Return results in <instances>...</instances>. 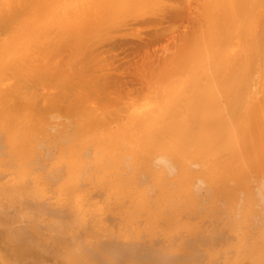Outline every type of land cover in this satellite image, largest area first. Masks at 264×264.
I'll list each match as a JSON object with an SVG mask.
<instances>
[{"label": "bare ground", "instance_id": "obj_1", "mask_svg": "<svg viewBox=\"0 0 264 264\" xmlns=\"http://www.w3.org/2000/svg\"><path fill=\"white\" fill-rule=\"evenodd\" d=\"M17 1V3H15ZM168 1H170V0H0V31H1V34L0 35H2L3 34V36H4V33H3V31L5 32V31H14L15 32V35H14V37L13 38H11L10 39V41L9 42H5L3 45H1V43H0V45H1V47H2V50H4L3 52H2V56L0 57V67H3L4 65H6L7 64V58L9 57V56H11V54L12 53H16V52H20V51H27V45H29L30 44V42H29V40L31 41V39H33V37L36 35V33L38 32V30H40V26H43V25H46V23L47 24H50V21H51V18L53 19L54 17L55 18H57L56 16L58 15L57 13V15H55L54 16V12L56 11V12H58V13H61L62 14V17H61V19H59L58 21H56V22H58L59 23V25H60V28H58V29H60V30H58L59 31V33H62V35H61V37H59V41L58 42H61L62 44H65V42H64V39H62V36H63V38H65V37H67V41H66V39H65V41H66V44L68 43V41L70 42V45L72 44V48H73V50L75 51V52H81V54L82 55H85V53L83 52L82 53V51H86V56L87 57H85V56H83L84 57V59L83 60H87V58H88V55L91 53V54H93L94 52H91V51H95V47L96 46H100V42L101 41H109V39H105V38H108V37H105V38H102V39H99V37L100 36H103L102 35V33H104V34H107V32H108V35H109V33L113 30V31H116V30H118V28L120 27V26H127V25H131V22L135 19L136 20V18L137 17H139V19H140V16H142V15H144V14H151V13H155L156 11L158 12V11H161V10H166V9H168V6H169V3H168ZM172 1H174V0H172ZM176 1V0H175ZM180 1H184V0H180ZM66 2H70V3H75V4H77V5H79V7L77 8V9H74V10H72L70 13H68V14H65V12L63 11V9H58V8H56V7H54L55 5H59V4H63V3H66ZM177 2H178V0H177ZM189 2V1H188ZM193 2V1H192ZM173 3V2H172ZM190 3V2H189ZM203 3V2H202ZM175 4V3H174ZM173 4V5H174ZM178 4V3H177ZM195 4V3H194ZM203 4H205V6H204V20L202 21V23L204 24V22H205V24H204V27H203V30L201 31V28H199V34H194L193 35V38H192V40H191V43H190V45H187V47L183 50V57L182 56H180V54H182V53H180L181 52V49H180V52H179V49H177L178 50V52H179V54H177V56H178V58H181L182 57V59L184 60V63L183 64H181L180 63V60L182 61V59H178L177 57H176V61H177V59L179 60V62L178 63H180V67L179 68H182L183 70V72H185V74H186V77H185V79L183 80V79H177V80H174V81H171V82H168L167 83V90L165 91V97H166V99L163 101V105H159V104H161V103H159L158 104V101L159 100H157V103L156 104H158V106H155V107H151V108H143L142 110H140L138 113H133L132 112V114H130V113H127L128 115L130 114V117H128V118H130L129 120H131L132 121V125L130 124V122H128L126 119H125V122H126V124H127V122H128V124H130V125H128V126H126V124H124V125H122L121 127H120V125H119V130H114V132L115 133H113V129H111V131L112 132H110L109 130V128L108 127H110L111 125L109 124V122H107V121H105V122H107L106 123V125L108 126V127H106L104 124H105V122H103L104 120H110V118L112 117L111 115H114V117H115V115L117 116L120 112H121V109H120V112L118 111L117 113H115V114H111L110 116L108 115L107 116V114L105 115V118H106V116L107 117H110L109 119L108 118H106V119H104V117H103V115L101 114V112H99L100 114H98V115H101L102 117H100V116H96V107H94L95 105H93V104H89L88 102L90 101L89 99H88V101H86L87 99L86 98H91V95L92 96H94L95 95V93H104L103 92V89H105V88H107V86H106V84L108 83V84H111V82H113L112 80L114 79L112 76H110V75H108V74H110L111 72H113V71H110V69H109V71H107V72H109V73H105V75H104V73L103 74H97V73H95V72H97V70H99L100 71V69L101 68H99V69H97L96 70V65L94 66V64L96 63L95 62V60H100L101 59V57L103 56L102 54H101V56H100V58H89L88 59V61H86V63L88 62V64H90V65H88V64H85L84 62H82V60L81 59H79L78 60V62H80V63H82L81 64V67H82V65H83V68H81L80 66V68L83 70L84 69V71L82 72L84 75H85V73L84 72H88V71H90V72H88L89 73V76H90V79H88V75L87 76H84L85 78H87L86 79V81L87 82H85V78L84 77H80V78H83L84 79V83L81 81V79L79 78L78 80H76L75 78V80L76 81H79V82H82V83H79V82H76V81H74V79L72 80V78H73V76H75V77H78V75H80L79 73L80 72H77V70H74V72H73V70H72V72L71 71H68V70H66L65 68H61L62 69V71H60L61 69L60 68H58L57 67V70L55 69V70H53V72L51 71L52 69H50V67H49V69H50V71L49 70H46L47 68H43L42 66L41 67H35V68H32V69H28V73H22V71L24 72V70H22V71H20V68H22L21 66H20V68H18V72H21L19 75H18V79L17 80H19L20 79V81H22L21 83H23L24 81V83H25V85H27V86H29L30 85V87L28 88V89H30L31 88V84H32V88L34 87L35 88V86H33V84H35L36 85V87H37V90H39V88L41 89V86L39 85V84H41V85H44L45 83H46V81L49 83V81H50V83H52L51 85H53V83L54 82H52L53 81V77L55 76V80H56V78L58 79V80H61V83L63 84V86L62 85H59L58 87H63L64 88V90L62 89L61 90V93H60V96L59 95H57L59 92H60V90H59V92L57 91L59 88L58 87H55V88H58V89H55L57 92H55V94L57 95L56 97L58 98V97H60L61 98V100H60V98H58V99H55L56 97H54L53 96V94H50V95H52L54 98H53V100L54 101H56V102H54L53 100H52V97L50 96L49 97V99H47V101H49V103H48V106H49V104L51 103V100L54 102H52L51 104H54V105H50V107H52L51 109H49L50 107H48L47 106V104H46V109L43 111L41 108L45 105H42V107H40L39 106V108L41 109V110H39V108L38 107H36V110H38V111H34L35 113L34 114H37V113H40L41 114V112H43L41 115H43L44 117H42V120H48V119H50V118H52V117H59V114H61V118H62V116H63V118H71L70 120H72L73 118L75 119V120H77L78 118H79V121L81 120L82 122H83V124H84V126H85V128H87V129H84L85 130V132L86 131H89L90 132V134H91V131L90 130H93L94 129V126L95 125H93V123H96V125L98 124V122H99V125H101V127L102 128H105V130H107V134H105L104 132H102V135H103V137L102 138H95V137H97V136H95V135H92L93 137L92 138H95V139H93L92 140V138H88V140H89V144L90 145H93V152H94V148L96 149H99L100 148V152H101V154H99L96 150V152L99 154V155H94V156H96L95 158V171H94V173L96 172L97 174H98V176L99 177H97L96 176V178H99V183H100V181L102 182L101 184H102V186H104L103 184H105L107 187L109 186V192L110 193H112V195L115 197V199L117 200L118 199V194H119V189L117 190V188H118V186H119V180H121V179H119V177H118V172H120V171H118L119 170V168H121V167H119V165L120 164H122V162H121V160H122V158H123V155L124 154H129L131 157V159H132V163L133 164H144V166L145 167H147V163H150V161H151V159L152 158H154V160L153 161H156L157 160V162L159 161L160 163H162L161 165H165L166 163L168 164V163H170L171 165H172V163L171 162H174V164L176 163L177 165H178V173H180V176L177 174L176 176H179V177H181V179L178 177V181H179V179H180V181L179 182H177V180H176V182H177V188H178V190H176V191H178V192H174L175 190H172L174 193H179L178 194V196L179 195H181L182 197H183V200H184V202H191V200L190 199H192V198H189L190 196H189V194L188 193H190V192H188V191H190V190H188L189 189V183H191L192 184V182H190L191 181V177H190V180L188 179L189 178V176H190V171H187L186 170V167H188L189 168V166H186V163L184 162V160H186V159H190V160H196V162H192V164H194V166L197 164L198 165V163H201L203 166V168L204 167H206V169H205V171L203 172L201 169H200V166H199V168L198 169H200L201 171H199V170H196V171H193V172H191V174H196L197 173V171H199V172H202L203 174H201V178H202V175L204 176V175H206V176H208L207 178H209L210 179V181H212V183L214 182V185L212 186V188L215 186V184L217 185H219V182L221 183V181H222V183H223V181H224V183L226 182L227 184H228V182L229 183H231V185H230V187H229V185H227L228 187H226L227 189H231L232 190V188H234V187H238L239 186V188H240V182L242 181L243 182V180L245 179V181H246V179L247 180H249V178H251L252 180H251V185L253 184V188H254V186H256L255 187V189H258V190H256L255 192H257L256 194L258 195V200L260 199V197L262 198V199H264L263 198V196H264V0H204V3ZM172 5V4H171ZM186 5V4H185ZM193 5V4H192ZM202 5V4H201ZM175 6H176V4H175ZM178 6H180V5H178ZM189 6V5H188ZM190 6H191V4H190ZM200 6V5H199ZM170 7V6H169ZM197 7V6H196ZM202 7V6H201ZM166 8V9H165ZM172 8H174V7H171V9ZM184 8H185V6H184ZM186 8H187V6H186ZM186 8L184 9L185 11H186ZM200 8V7H199ZM171 9H170V11H171ZM175 9V8H174ZM177 9V8H176ZM189 9V8H188ZM187 9V12H190L189 10ZM194 9H196V8H194ZM183 9H182V11H184ZM193 10V9H192ZM200 10V9H199ZM198 10V11H199ZM201 10H203L202 8H201ZM168 11H169V9H168ZM167 11V13H169V14H171L172 13V11H174L173 9H172V11H171V13L170 12H168ZM156 12V13H157ZM193 12V11H192ZM163 13V12H162ZM165 13V12H164ZM167 13H165L164 14V17L166 16V15H168L169 17H170V15L169 14H167ZM173 13H175V12H173ZM171 14V15H174V14ZM179 13H182L181 11L180 12H178V13H176L175 14V16L176 15H178ZM184 13V12H183ZM195 13V12H194ZM198 13H200V12H198ZM158 14V13H157ZM186 14V13H185ZM185 14H184V16H185ZM156 15V14H155ZM193 15V14H192ZM192 15H190V16H192ZM200 15H201V13H200ZM200 15H198L199 17H200ZM54 16V17H53ZM150 16V17H149ZM148 17L151 19L152 17H154V16H152L151 17V15H149ZM167 16V17H168ZM174 16V17H175ZM181 16V18H182V16H183V14H181L180 15ZM184 16H183V18H184ZM189 16V17H190ZM166 17V18H167ZM168 17V19H171V18H169ZM177 17V16H176ZM186 17V16H185ZM193 17H195V16H193ZM142 18V17H141ZM147 17H145V19H146ZM159 18H162V17H159ZM159 18L158 17H156L155 18V20L156 19H158L159 20ZM166 18L164 19L163 18V20L162 21H164V20H166ZM172 18H173V16H172ZM179 18V17H178ZM177 18V19H178ZM186 18H188V17H186ZM197 18V17H196ZM142 19H144V18H142ZM192 19V18H191ZM54 20V19H53ZM132 20V21H131ZM141 20V19H140ZM173 20H174V18H173ZM173 20H171V21H173ZM180 19H178V20H176V21H174V23H176L177 21H179ZM185 20H187V19H185ZM189 20V19H188ZM188 20L186 21V22H188ZM37 21L39 22V23H37ZM128 21H130V22H128ZM143 21V20H142ZM141 21V22H142ZM149 21V20H148ZM152 23L154 22V20L152 21V20H150ZM162 21L161 22H158V23H162ZM170 21V20H169ZM169 21H164V22H169ZM193 21H194V19H193ZM134 22V21H133ZM132 22V23H133ZM136 22V21H135ZM144 22H145V20H144ZM144 22L142 23V24H144ZM147 22V21H146ZM163 22V23H164ZM183 22V21H182ZM186 22H184L185 24H186ZM150 23V22H149ZM148 23V24H149ZM155 23V22H154ZM170 23V22H169ZM173 23V22H172ZM181 23V22H180ZM179 23V24H180ZM191 23V22H190ZM189 23V24H190ZM197 23H198V21H197ZM200 23V22H199ZM54 24V23H53ZM134 24V23H133ZM196 24V23H195ZM135 25H138V24H135ZM135 25H133V26H135ZM171 25L172 24H170V25H168V26H166V25H162V27L163 26H165V27H171ZM194 25V24H193ZM199 25H201V24H199ZM198 25V26H199ZM48 26V25H47ZM114 26H118L117 28L116 27H114ZM157 26V25H156ZM177 26H178V24H177ZM182 26V25H181ZM183 26H185L184 24H183ZM188 26V25H187ZM187 26H186V28H187ZM190 26V25H189ZM112 27H114V28H112ZM131 26H129L128 28H130ZM161 27V26H160ZM190 27H192V26H190ZM41 28H43V27H41ZM110 28H111V30H110ZM125 28V30H126V27H124ZM134 28H136V27H134ZM133 28V29H134ZM139 28V27H138ZM157 28V27H156ZM155 28V29H156ZM178 29H179V26L177 27ZM176 28V29H177ZM50 29V28H49ZM167 29V28H166ZM165 29V30H166ZM175 28H173L172 30H174ZM175 29V30H176ZM183 29V28H182ZM181 29V30H182ZM53 30V29H52ZM110 30V31H109ZM123 30V29H122ZM148 30V29H147ZM160 30V29H159ZM164 30V29H163ZM171 30V31H172ZM191 30V29H190ZM42 31V30H41ZM57 31V32H58ZM119 31H121V30H119ZM131 31H132V29H131ZM138 31V30H137ZM139 31H142L141 29L139 30ZM170 31V30H169ZM169 31H166V32H168L169 33ZM179 31V30H178ZM178 31H177V37L175 38V39H177L178 37H180V36H178L179 34H178ZM183 31H185V30H183ZM187 31V30H186ZM189 31V30H188ZM48 32V31H47ZM50 32H52V31H50ZM157 32V31H156ZM158 32H160V31H158ZM157 32V33H158ZM181 32V31H180ZM195 32V31H194ZM41 33H43L44 34V32H41ZM113 33H115V32H113ZM125 33V32H124ZM132 33H134V34H137L136 32H131V34ZM141 33V32H140ZM151 33V32H150ZM149 33V34H150ZM157 33H155L154 32V34H156V36L158 35ZM162 33H165V31H162ZM183 34H184V32H182ZM6 34V33H5ZM43 34H42V36H43ZM65 34H68L69 36H67V35H65ZM97 34V35H96ZM120 34V33H119ZM134 34H132V35H134ZM176 34V33H175ZM174 33L172 34V35H175ZM181 34V33H180ZM47 35V34H46ZM45 35V36H46ZM52 35H53V33H52ZM51 35V36H52ZM59 35V36H60ZM64 35H65V37H64ZM99 35V36H98ZM128 35V34H127ZM138 35V34H137ZM136 35V36H137ZM152 35V34H151ZM9 35H7V37H8ZM48 36V35H47ZM49 36H50V34H49ZM57 36H58V34H57ZM98 36V38L97 39H95L96 37ZM113 36V35H112ZM117 37H118V34L116 35ZM123 36H126V35H122L121 34V36H119V37H123ZM135 36V35H134ZM135 36V37H136ZM153 36V35H152ZM151 36V37H152ZM183 36V35H182ZM6 37V38H7ZM36 37V36H35ZM72 37V38H71ZM104 37V36H103ZM129 37V36H128ZM137 37H139V36H137ZM154 37V36H153ZM174 37V36H173ZM3 38V37H2ZM44 38V37H43ZM42 38V39H43ZM58 38V37H57ZM62 40H61V39ZM72 39L73 41H71V40H69V39ZM114 38V37H113ZM157 38V37H156ZM41 39V38H40ZM48 39V38H47ZM52 39H54L53 37H52ZM95 39V41L96 40H100V42L99 43H97V45H94L95 47H88L89 49H90V51H88L89 49L87 48V46H90L91 44H89V43H92V45L91 46H93V40ZM110 39H112V38H110ZM184 39H185V37H184ZM183 39V40H184ZM188 39H189V37H188ZM36 40V39H35ZM39 40V39H38ZM45 40H46V38H45ZM49 40V39H48ZM122 40V39H121ZM129 40V39H128ZM150 40V39H149ZM8 41V40H7ZM55 41V40H54ZM63 41V42H62ZM90 41H92V42H90ZM52 42V41H51ZM57 42V43H58ZM119 42H120V40H119ZM119 42L117 43V44H119ZM125 42V41H124ZM129 42V41H128ZM175 42H176V40H175ZM180 41H178V43H179ZM185 42V41H184ZM29 43V44H28ZM32 43V42H31ZM38 44V42H35V44ZM54 43V45H55V42H53ZM126 43V42H125ZM124 43V44H125ZM186 43V42H185ZM39 44H40V46L41 45H43V44H41V41L39 42ZM50 44H52V43H50ZM58 44H60V43H58ZM57 44V45H58ZM86 44H89V45H86ZM105 44V43H104ZM148 44V43H147ZM53 45V46H54ZM57 45H55V46H57ZM116 45V44H115ZM177 45H179V44H177ZM31 46V45H30ZM33 46V45H32ZM108 46V45H107ZM110 47L112 46V44L111 45H109ZM120 46V45H119ZM141 46V45H140ZM232 46H238L237 47V49H234V52H231V47ZM39 47V46H38ZM101 47V46H100ZM106 47V46H105ZM105 47H101V48H99V49H101L100 51H103L104 52V50H102V48L104 49ZM109 47V48H110ZM138 47V46H137ZM142 47V46H141ZM180 47V46H179ZM178 47V48H179ZM183 47V46H182ZM42 48H43V46H42ZM88 49V50H85V49ZM117 48V47H116ZM177 48V46L174 48V50ZM45 49V48H44ZM61 49V48H60ZM60 49L58 48V50L60 51ZM98 49V50H99ZM167 49V48H166ZM40 50H41V48H40ZM51 50V49H50ZM82 50V51H81ZM105 50H106V48H105ZM177 50H176V52H174L173 51V53H177ZM115 51V50H114ZM42 52V51H41ZM67 52H69V51H67ZM87 52H89V53H87ZM97 52V51H96ZM106 52V51H105ZM104 52V54H106ZM112 52V51H111ZM50 53V52H49ZM99 53V54H98ZM96 55L99 57V55H100V52H98ZM167 53V52H166ZM171 53V52H170ZM71 54H72V56H73V53L71 52ZM175 54H173V55H175ZM47 55H48V53H47ZM50 55H52V54H50ZM57 55V54H56ZM56 55H54V56H56ZM59 55V54H58ZM57 55V56H58ZM69 55H70V53H69ZM68 55V56H69ZM107 55V54H106ZM114 55H116V53H114ZM172 54H171V56H173ZM45 56V55H44ZM56 56V57H57ZM71 55L66 59V64L65 65H69L70 63L68 62L70 59V57H72ZM91 55H89V57H90ZM95 56V54L93 55V57ZM105 56V55H104ZM169 56V55H168ZM171 56H169V58H171ZM37 57V56H36ZM38 57H39V55H38ZM43 57V56H42ZM50 57V56H49ZM92 57V56H91ZM96 57V56H95ZM109 56L107 55V58H108ZM111 57H112V55H111ZM165 57V56H164ZM53 58V57H52ZM64 58V57H63ZM86 58V59H85ZM104 58V57H103ZM113 58V57H112ZM163 58V57H162ZM161 58V59H162ZM173 58H175V57H173ZM36 59H38V58H36ZM35 59V60H36ZM48 58H46L45 59V61L47 60ZM61 59V58H60ZM72 59H74V58H72ZM71 59V60H72ZM76 59V58H75ZM164 59L165 58H163V60L162 61H164ZM12 60V59H11ZM11 60H9V61H11ZM15 60H16V58H15ZM32 60H33V58H32ZM62 60H64V59H62ZM90 60H91V62H90ZM108 61H109V59H107ZM149 60V59H148ZM158 60H160V58L158 59ZM172 60V59H171ZM30 61V60H29ZM37 62H38V60H36ZM54 61V60H53ZM92 61H94V62H92ZM102 61H104V60H100V62H102ZM108 61H107V63H108ZM146 61V60H145ZM150 61V60H149ZM157 61V60H156ZM170 61V60H169ZM13 61H11V62H8V64H11L10 65V67L12 66V64H13V66H15L14 65V63H12ZM47 62V61H46ZM61 62V61H60ZM106 62V61H105ZM153 62V61H152ZM159 62H161V61H159ZM166 62V61H165ZM176 62V63H177ZM68 63V64H67ZM107 63H102V64H107ZM109 63H110V61H109ZM113 64H114V62H112ZM143 63V62H142ZM141 63V64H142ZM147 63H149V62H147ZM24 64V63H23ZM39 64V63H38ZM37 64V65H38ZM43 64V63H42ZM47 64V63H46ZM49 64V63H48ZM53 64H55V63H53ZM56 64H58V63H56ZM60 64V63H59ZM73 64L77 67V65H79V64H77V60L75 61V62H73V63H71L70 65L73 67ZM97 64V63H96ZM160 64V63H159ZM170 64V63H169ZM17 65V64H16ZM19 65V64H18ZM34 65V64H33ZM37 65H34V66H37ZM43 65H45V64H43ZM50 65V64H49ZM64 65V67H66ZM108 65V64H107ZM150 65V64H149ZM178 65V64H177ZM32 66V65H31ZM58 66V65H57ZM60 66V65H59ZM87 66H90V67H94V70L92 69V68H90V67H87ZM111 66H113V68H114V65H112V64H110V67ZM142 66H144V64H142ZM141 66V67H142ZM151 66V65H150ZM167 66V65H166ZM54 67V66H53ZM52 67V68H53ZM100 67V66H99ZM102 67V66H101ZM105 67H106V65H105ZM108 67H109V65H108ZM109 67V68H110ZM139 67H140V65H139ZM159 67V66H158ZM161 67H162V65H161ZM161 67H159V68H161ZM176 67H178V66H176ZM26 68H28V66L26 67ZM68 68V67H67ZM70 68V67H69ZM79 68V71H81V69ZM107 68V67H106ZM136 68V67H135ZM156 68V67H155ZM159 68H156L157 70H156V72L158 71V69ZM171 68V67H170ZM172 68H174V67H172ZM8 69V68H7ZM23 69H24V67H23ZM60 69V70H59ZM87 71H86V70ZM91 69V70H90ZM104 68H102V70H103ZM138 69H140V68H138ZM151 69H152V67H151ZM164 69H167V67L165 68H163V71H164ZM175 69V68H174ZM11 70V69H10ZM16 70H17V68H16ZM107 70H108V68H107ZM146 70V69H145ZM162 70V69H161ZM168 70V69H167ZM5 71V70H4ZM8 71V70H7ZM12 71H13V68H12ZM12 71H10L11 73H12ZM46 71H47V73L48 74H53L51 77L49 76V75H47L46 76ZM56 71V72H55ZM58 71V72H57ZM65 71H67V72H70V73H67V72H65ZM115 71V70H114ZM118 71V70H117ZM120 71V70H119ZM122 71V70H121ZM142 71V70H141ZM148 71V70H147ZM155 71V70H154ZM160 71V70H159ZM159 71L157 72L158 74L157 75H160L159 74ZM162 71V72H163ZM174 71V70H173ZM10 72L8 71V73L10 74ZM50 72H52V73H50ZM77 72V73H76ZM91 72H93V74L92 75H90L91 74ZM152 72V71H151ZM161 72V71H160ZM177 72V71H176ZM15 73V72H14ZM75 73L77 74V75H75ZM121 73V72H120ZM136 73V72H135ZM144 73V72H143ZM168 73H172V72H169V71H167V73H165L166 75L165 76H163V78L165 77L166 78V76H169V75H167ZM179 73H181V72H179ZM5 74V73H4ZM4 74H2V80L1 81H3L4 80V77H6V74L4 75ZM9 74H8V77H9ZM32 74V75H31ZM70 74V75H69ZM87 74V73H86ZM97 74V75H96ZM112 74V73H111ZM115 74H116V72H115ZM118 74V73H117ZM125 74V73H124ZM152 76L154 77V73L152 72ZM173 74V73H172ZM176 74V73H175ZM184 74V73H183ZM182 74V75H183ZM14 75V74H13ZM16 75V74H15ZM30 76L31 75V77H33V79L32 78H28L27 76ZM73 75V76H72ZM119 75V74H118ZM148 75V74H147ZM149 75H151L150 74V71H149ZM180 75V74H179ZM0 76H1V73H0ZM4 76V77H3ZM50 77L51 79H52V81L50 80V78H46V77ZM93 76V77H92ZM100 76V77H99ZM134 76V75H133ZM151 76V77H152ZM184 76V75H183ZM12 77V76H11ZM15 77H17V76H15ZM70 77H72V78H70ZM110 77H112V78H110ZM120 77H122V76H120ZM135 77V76H134ZM153 77L151 78V79H153ZM157 77V76H156ZM160 77V76H159ZM173 77H174V75H173ZM7 78V77H6ZM26 78H28V81H27V79ZM164 78V79H165ZM29 79L31 80L32 79V82L31 81H29ZM47 79V80H46ZM111 79V80H110ZM121 78H119V80H120ZM124 79V78H123ZM126 79H128V78H126ZM145 79V78H144ZM147 79V78H146ZM150 79V80H151ZM160 79V78H159ZM167 79V78H166ZM14 80V79H13ZM58 80H56V82L58 81ZM72 80V81H71ZM89 80V81H88ZM91 80V81H90ZM111 82H110V81ZM129 80V79H128ZM149 80V81H150ZM1 81H0V84H1ZM12 81V80H11ZM31 82V84H26L27 82ZM110 83H109V82ZM120 81H122V80H120ZM120 81H115V82H120ZM156 81V80H155ZM60 82V81H59ZM59 82H58V84H59ZM74 82V83H73ZM89 82V83H88ZM92 82V83H91ZM95 82V83H94ZM126 82H127V80H126ZM150 82H152V81H150ZM9 83V82H8ZM17 84H18V82H16ZM20 83V84H21ZM60 83V84H61ZM88 85H87V84ZM114 83V82H113ZM122 83V82H121ZM123 83H125V82H123ZM145 83V82H144ZM10 84V83H9ZM78 84V85H77ZM81 84H82V87H81ZM96 85V88H95V86L94 85ZM127 84V83H126ZM147 84V83H146ZM152 84V83H151ZM13 85V84H12ZM24 85V84H23ZM38 85V86H37ZM46 85V84H45ZM44 85V86H45ZM51 85H48L47 84V88H48V86H51ZM55 85V84H54ZM99 85V86H98ZM117 85H119V84H117ZM122 85H124V84H122ZM148 85V84H147ZM9 85H7V87H8ZM21 86V85H20ZM83 86H84V89H86V91H84V89H81V91H80V87L81 88H83ZM98 86V87H97ZM105 86V87H104ZM114 86H116V85H114ZM120 86V85H119ZM126 86V85H125ZM124 86V87H125ZM16 87H17V85H16ZM15 87V88H16ZM22 87V86H21ZM20 87V88H21ZM24 87H26V86H24ZM51 87H54V86H51ZM89 89H88V88ZM94 87V88H93ZM100 87H103L102 88V91L100 90H97V92H93V94H91L92 92H91V89H98V88H100ZM113 86H111V88H109V89H114V88H112ZM116 87H118V86H116ZM149 87H151L152 88V86L150 85ZM148 87V88H149ZM154 87V86H153ZM3 88V87H2ZM18 89H16V90H18V91H20L21 89H23V87L21 88V89H19V87H17ZM1 89V88H0ZM4 89V91H5V88H3ZM10 89H11V87H10ZM26 89H27V87H26ZM43 89V88H42ZM41 89V90H42ZM75 89H77V90H75ZM87 89H88V93H87ZM116 89L117 88H115L114 90L116 91ZM161 89V88H160ZM159 89V90H160ZM8 89H6V91H7ZM15 90V91H16ZM32 90V89H31ZM48 90V89H47ZM51 90V89H50ZM50 90L49 91H46V93H48V92H50ZM54 90V91H55ZM90 90V91H89ZM114 90H112L113 92H114ZM124 90H126V88L124 89L123 88V92L124 93H119V92H117L118 94H121V95H123V94H125V91ZM147 90V89H146ZM162 91H163V87H162V89H161ZM160 90V91H161ZM6 91H5V93H6ZM14 91V92H15ZM29 91V90H28ZM27 91V92H28ZM40 91V90H39ZM39 91H36V92H38V95H40V93L42 94V91L39 93ZM104 91H106V90H104ZM129 91V90H128ZM143 91H144V89H143ZM149 91V90H148ZM161 91V92H162ZM8 93H9V91H7ZM23 92V91H22ZM21 92V93H22ZM26 92V93H27ZM31 93H32V91H30ZM75 92H77V93H75ZM82 92H84V93H82ZM85 92L87 93V94H91L90 96H87V94H86V96H84L85 95ZM110 92H111V90H110ZM121 92H122V90H121ZM126 92H127V90H126ZM146 92V91H145ZM152 92V91H151ZM159 93L158 94V96H159V98H163V96H162V93ZM0 93H2V92H0ZM4 93V92H3ZM3 93L1 94V96H4L3 95ZM4 93V94H5ZM13 94V92L12 91H10V94ZM16 93H17V91H16ZM34 93V92H33ZM46 93L45 92H43V94L44 95H46ZM128 93V92H127ZM140 93H142V92H140ZM144 93V92H143ZM158 93V92H157ZM7 94V93H6ZM6 94H5V97H6ZM11 94V95H12ZM30 94V93H29ZM77 94V95H76ZM84 94V95H83ZM108 95H109V93H107ZM111 94V93H110ZM139 94V93H138ZM164 94V93H163ZM8 95V94H7ZM21 95H24V92H23V94H20V95H18L19 97H22ZM31 95V94H30ZM114 95V94H113ZM126 95V94H125ZM125 95H123L124 97H126ZM128 95V94H127ZM142 95V94H141ZM141 95H140V97H141ZM146 95V94H145ZM10 96V95H9ZM26 96V95H25ZM33 96V95H32ZM36 96V98L38 97H40V96H37V95H35ZM34 96V97H35ZM49 96V95H48ZM102 95H100L99 96V98L101 97ZM122 96V97H123ZM131 95L129 94L128 95V98L130 97ZM143 96V95H142ZM162 96V97H161ZM3 98V100H4V103L6 102V100L5 99H7L8 100V98ZM11 97H13V96H11ZM29 97V96H28ZM31 97V96H30ZM33 97V98H34ZM85 97V98H84ZM109 97V96H108ZM116 98H117V96H115ZM133 97H135V96H133ZM1 99H2V97H0ZM26 99H27V97H25ZM40 98H42V96L40 97ZM112 99L114 98L113 96L111 97ZM127 98V99H128ZM154 98V97H153ZM31 99H32V97H31ZM30 99V100H31ZM105 99V98H104ZM119 99V98H118ZM126 98H125V100L128 102V100H127ZM139 98H136V100H138ZM141 99V98H140ZM140 99H139V101H140ZM21 100V99H20ZM20 100H14V103L15 102H19ZM25 100V99H24ZM28 100V99H27ZM30 100H28V102L29 103H31L30 102ZM38 100H41V99H38ZM103 100V99H102ZM121 100H122V98H121ZM124 100V99H123ZM135 100V99H134ZM134 100H132V101H134ZM2 100H0V102H1ZM12 101H13V99H12ZM23 101V100H22ZM22 101H20V102H22ZM32 101V100H31ZM35 101H37L36 99H35ZM33 102L34 104H36L37 102ZM46 101V100H45ZM58 101V102H57ZM91 101H93V98H92V100ZM95 101H97V99L96 100H94V102ZM119 101V100H118ZM162 101V100H161ZM160 101V102H161ZM25 102L26 101H24L23 102V104H25ZM39 102H41V101H39ZM59 102H61V103H59ZM98 102V101H97ZM104 102H106L105 100H104ZM103 102V103H104ZM156 102V101H155ZM3 102L1 103V104H4ZM9 103V102H8ZM8 103L6 102V105H8ZM44 103V102H43ZM56 103H58V104H56ZM92 103V102H91ZM102 103V102H101ZM101 103H99L98 102V104H100L101 105ZM102 103V104H103ZM120 103H121V101H120ZM123 103V102H122ZM130 103V102H129ZM128 103V105H130ZM10 104V103H9ZM22 103H21V107L19 106V110H17L16 111V114H18V115H20V117L23 119L24 117H22L21 115V111H23L22 110V108L24 107L25 109L24 110H26L27 108L29 109L30 107H32L31 109H32V111L33 110H35V109H33V104H30V105H32V106H30V105H28V104H25L23 107H22V105H23ZM111 104H112V102H111ZM113 104H119V103H113ZM124 105H127V103L125 102V103H123ZM5 105V106H6ZM11 105V104H10ZM15 105H17V104H15ZM14 105V108L15 107H17V106H15ZM18 105H19V103H18ZM27 105L29 106V107H27ZM39 105H41V103H39ZM93 105V106H92ZM106 105V104H105ZM108 105H109V103H108ZM121 105V104H120ZM132 105V104H131ZM131 105L129 106V108L128 109H130V107H131ZM9 106V105H8ZM37 106V105H36ZM97 106V105H96ZM102 106V105H101ZM101 106H99L100 108H101ZM117 106V105H116ZM1 107V106H0ZM48 107V108H47ZM59 107V108H58ZM124 106L122 105V109L124 110V108H127L126 106L123 108ZM11 108H13L12 106L10 107V109ZM38 108V109H37ZM45 108V106L43 107V109ZM3 109H5L4 107H1L0 108V127H4V131H5V133L6 132H8L7 134L9 135V136H11L12 135V132L11 131H9L10 129H8V128H5L6 127V124L3 122L4 121V118H5V116H3L4 115V111L5 110H3ZM9 109V110H10ZM15 109H17V108H15ZM49 109V110H48ZM133 109V108H132ZM97 110H98V108H97ZM99 110H101V109H99ZM122 110V111H123ZM126 110V109H125ZM131 110V109H130ZM129 110V111H130ZM19 111H20V114H19ZM27 111V110H26ZM41 111V112H40ZM102 111V110H101ZM128 111V112H129ZM6 112V111H5ZM28 112V111H27ZM127 112V111H126ZM136 112V111H135ZM9 113V112H8ZM29 113V112H28ZM62 113H63V115H62ZM9 114H11V112L9 113ZM13 114V113H12ZM40 114H38V115H40ZM121 114H123V113H120L119 114V116L121 115ZM125 114V113H124ZM24 116H26L25 114H23ZM41 115H40V117H41ZM7 116V115H6ZM37 116V115H36ZM35 116V117H36ZM119 116H117V119L119 120ZM126 116V115H125ZM14 117V116H13ZM31 117H33V115L31 116ZM38 117V116H37ZM36 117V118H37ZM39 117V118H40ZM15 118H17L16 116H15ZM19 119V121L21 122V120L22 119ZM27 118V117H26ZM36 118H34V120L32 119V118H30V119H32L34 122L32 123V124H27V125H22L19 121H17V122H19L20 123V125H21V127L22 126H24V127H22V129H24L25 130V127H27L28 125H29V129L28 128H26V130H35L36 132H35V134L37 135V132H39V130H41L42 129V127H38V126H36V124L34 125V123H36L35 121H37L38 122V124H39V121L36 119ZM77 118V119H76ZM102 118V119H101ZM121 118H124V116H122V117H120V119ZM11 119V118H10ZM18 119H16V120H18ZM36 119V120H35ZM41 119V118H40ZM104 119V120H103ZM112 119H113V117H112ZM115 119H116V117H115ZM5 120H6V118H5ZM8 120H9V118H8ZM63 120V119H62ZM118 120H115V121H118ZM122 120V119H121ZM13 121V119H11V121L9 122V123H11ZM27 121H30V120H27ZM67 121V120H66ZM69 121V120H68ZM46 122V121H45ZM56 122V121H55ZM62 122V121H61ZM76 122H78V120L76 121ZM76 122H74L73 124H75V125H78L77 126V128L79 127V124L80 123H76ZM112 121H110V123H111ZM121 122H123V121H121ZM121 122H119L120 124H121ZM6 123H7V121H6ZM46 123H50V122H46ZM57 123V122H56ZM56 123L54 124V125H56ZM69 123H70V121H69ZM68 123V124H69ZM103 123V124H102ZM115 123V122H114ZM8 124V123H7ZM18 124V123H17ZM52 124V123H51ZM72 124V121H71V123L69 124V126L70 125H73ZM83 124L80 126V128H82L83 129ZM133 124H134V126H133ZM43 125V124H42ZM45 125V124H44ZM57 125H59V124H57ZM60 125H61V123H60ZM99 125H97L96 126V128H98V126ZM116 125H118L117 123H116ZM8 126V125H7ZM16 126V125H15ZM18 126V125H17ZM30 126H32V128L30 127ZM68 126V125H67ZM93 128V129H91V127ZM105 126V127H104ZM126 126V127H125ZM130 126H133V127H135V131L137 130V132H138V134H137V132H136V134L135 133H133L132 131H134L132 128L133 127H131V128H129ZM10 127V126H9ZM34 127V128H33ZM37 129H36V128ZM43 127H45V126H43ZM74 127H76V126H74ZM88 127H90V128H88ZM100 126H99V128H101ZM122 127H124V128H122ZM31 128V129H30ZM46 128V127H45ZM48 128V127H47ZM67 128V127H66ZM71 128H72V126H71ZM96 128H95V130H96ZM107 128V129H106ZM113 128V127H112ZM6 129H8V130H6ZM49 129V128H48ZM79 129V128H78ZM3 130H2V132H3ZM14 130V129H13ZM18 130V129H17ZM16 130V131H17ZM25 130V131H26ZM34 130H33V132H34ZM72 130V129H71ZM77 130V129H76ZM83 130V131H84ZM104 130V129H103ZM102 130V131H103ZM68 131V130H67ZM78 131V130H77ZM80 131V130H79ZM94 131V130H93ZM98 131H100L101 132V130H99L98 129ZM97 130H96V132H93L92 134H95V133H97L98 132ZM18 132H19V130H18ZM18 132H17V135L16 136H18ZM21 132V131H20ZM19 132V133H20ZM49 132V131H48ZM85 132L83 133L84 135H86L85 134ZM89 132H87L88 134H89ZM63 133V132H62ZM62 133H61V135H62ZM69 133V132H68ZM78 133V135H79V133L80 132H77ZM77 133H76V135H77ZM21 134V133H20ZM28 134H29V132H28ZM33 134V133H32ZM39 134V133H38ZM81 134V133H80ZM87 134V135H88ZM105 134V135H104ZM31 135V134H30ZM52 135V134H51ZM67 134H63L62 135V137L64 136H66ZM107 135V136H106ZM135 135H137L136 137H135ZM35 136V135H34ZM34 136H32V137H34ZM38 136V135H37ZM89 136V135H88ZM95 136V137H94ZM106 136V137H105ZM139 136V137H138ZM2 137V136H1ZM27 137H28V135H26L25 134V136H24V139H23V141L20 143V145H18L17 146V150H19V151H17V152H19V154L21 155H23L24 156V154L25 153H27L28 154V149L29 148H31L30 146H28V145H30L29 144V139L27 140ZM71 139H74L75 137H77V136H75V134H73L72 135V137H74V138H72L71 136H69ZM79 137V136H78ZM77 137V139H79ZM84 137V136H83ZM86 137V136H85ZM138 137V138H137ZM58 138V137H57ZM82 138V137H81ZM5 139V138H4ZM13 139V138H12ZM31 139V138H30ZM64 139H66V138H64ZM15 140V139H14ZM31 140H33V139H31ZM30 140V141H31ZM44 140V139H43ZM59 140V139H58ZM81 140H83V139H81ZM90 140H92V141H90ZM122 140H126V142L128 143V141H130L129 143H132V147L130 146V148H129V146L128 145H126L125 144V146H126V149H124L125 148V146L123 147L122 145H121V141ZM6 141V140H5ZM27 141H28V143H27ZM67 141V140H66ZM75 141H76V139H75ZM74 140L72 141V143H74V144H76V142H75ZM87 141V140H86ZM11 142H14V141H11ZM18 142V141H17ZM53 142V141H52ZM68 142H70V140L69 141H67V145H68ZM125 142V143H126ZM1 144H2V146L4 145L2 142H0ZM31 143V142H30ZM71 143V144H72ZM128 143V144H129ZM39 144H40V142H39ZM55 144V143H54ZM57 144V143H56ZM5 145H6V143H5ZM32 145V144H31ZM36 145H37V142H36ZM35 145V146H36ZM63 145H64V143H63ZM81 145V144H80ZM79 145V146H80ZM130 145V144H129ZM1 146V145H0ZM33 146V145H32ZM43 146V145H42ZM59 146V145H58ZM74 146V145H73ZM78 146V145H77ZM77 146H74V147H71V145L69 144V146H66V149H67V157H64V158H67V178L65 179V178H61V180H63V179H65V180H63L64 182H63V184H62V182H61V184H60V187H59V189H58V191L61 193V195H64V199H65V201H60L61 202V204L62 205H64L62 202H66V203H68L69 204V206L71 207V208H73V210L75 211L76 209H78L79 208V200H78V198H79V196H78V192L80 191V189H79V187H78V189H76V184H78V179L80 178L79 176H80V173H83V171L82 172H80L79 171V163H81V162H79L80 161V157L81 158H83L84 157V155H82V156H80V154H81V150L77 147ZM15 148V146H12V148ZM36 147H38V146H36ZM40 147V146H39ZM45 147V146H44ZM65 146H63V148H64ZM84 147V146H83ZM1 148V147H0ZM34 148V147H33ZM33 148H31L32 150L30 151L31 153H32V151H34L33 150ZM56 148V147H55ZM87 148V147H86ZM61 147H60V149H59V152L61 153ZM77 149H79V150H77ZM62 150H64V149H62ZM88 150H90V148H88ZM87 150V151H88ZM46 151V150H45ZM25 152V153H24ZM29 152V153H30ZM54 152H56V151H54ZM59 152L57 153V154H59ZM63 152H65V150L63 151ZM62 152V153H63ZM83 152H85V151H83ZM90 151H88V152H86V153H89ZM95 152V153H96ZM1 153H3V152H0V156H1ZM36 153V152H35ZM5 155V153H3L2 154V156H4ZM26 155V154H25ZM38 155V154H37ZM55 155V154H54ZM53 155V156H54ZM62 154H60V155H58L59 157H57V155H56V158H59V159H62L61 157H63V156H65L64 155V153H63V155L61 156ZM88 155V154H87ZM14 156V155H13ZM16 156V155H15ZM14 156V157H15ZM29 156V158H30V155H28ZM86 156V155H85ZM128 156V155H127ZM126 155H125V157H127ZM152 156V157H151ZM153 156H155V157H153ZM169 156L173 159V160H171L170 158H169ZM16 157H18V156H16ZM27 157V156H26ZM34 157H36L35 155H34ZM151 157V158H150ZM8 158V157H7ZM19 158V157H18ZM20 158H22L21 156H20ZM93 158V157H92ZM128 158V157H127ZM22 159H24V158H22ZM27 159V158H26ZM85 159V158H84ZM156 159V160H155ZM10 160V159H9ZM14 160H15V158H14ZM17 160V159H16ZM32 160V159H31ZM31 160H28L29 162L31 161ZM86 160V159H85ZM130 160V159H129ZM171 160V161H170ZM28 161L26 162L25 161V159H24V161H23V166L25 167V165L28 163ZM63 161H65V160H63ZM81 161H82V159H81ZM84 161V160H83ZM87 161V160H86ZM124 161H126L125 159L123 160V163H124ZM128 161V160H127ZM198 161V162H197ZM5 162V161H4ZM4 162H3V164H4ZM58 162V161H57ZM85 162V161H84ZM130 162V161H129ZM129 162H126V163H129ZM26 163V164H25ZM31 163V162H30ZM152 163V162H151ZM150 163V164H151ZM165 163V164H164ZM15 164V163H14ZM22 164V163H21ZM56 164V162L54 163V165ZM94 164V163H93ZM153 164V163H152ZM151 164V165H152ZM191 164V163H190ZM61 165H62V163H61ZM64 165V164H63ZM63 165H62V167H63ZM124 165V164H123ZM128 166H129V164H127ZM130 165L132 166V167H134L131 163H130ZM150 165V166H151ZM155 165V164H154ZM169 166V164H168V166L167 165H165L166 167H170V169H174V167L176 166H174V165H172V166ZM14 166V165H13ZM22 166V167H23ZM30 166V165H29ZM38 166V165H37ZM37 166H35V167H37ZM130 166V167H131ZM143 166V167H144ZM156 167H158L157 166V164L155 165ZM19 167V166H18ZM21 167V166H20ZM66 167V166H65ZM124 168L123 169H125V165L123 166ZM142 167V168H143ZM154 167V166H153ZM155 167V168H156ZM26 168V167H25ZM31 168V167H30ZM38 169H39V166L37 167ZM41 168H43V167H41ZM45 168H46V166H45ZM50 168V167H49ZM48 168V169H49ZM51 168H52V166H51ZM50 168V169H51ZM168 168H166V169H168ZM175 168H177V166L175 167ZM193 169H194V167H192ZM32 169V168H31ZM94 169V168H93ZM123 169H120V170H123ZM127 169H129V167L127 168ZM126 169V170H127ZM143 169H146V168H143ZM147 169H148V171L149 172H151V174L150 175H152L154 178H157V181H161L162 182V184L164 185V181H162L163 180V178H164V171H163V169H161L160 167L159 168H156V170H154L153 168L151 169V168H149V167H147ZM197 169V168H196ZM53 169H51L50 171L48 170V174H47V177H48V179H49V176L51 175L52 176V178H54V176H56V175H59V174H57L58 172H56V169H54L55 170V172H53L52 171ZM57 170H59V169H57ZM62 170V169H61ZM130 170V169H129ZM190 170V169H189ZM18 171V170H17ZM85 171V170H84ZM125 171V170H124ZM123 171V173H125ZM128 171V170H127ZM147 171V172H148ZM175 171H177V169L175 170ZM192 171V170H191ZM21 172V171H20ZM44 172V171H43ZM50 172V173H49ZM80 172V173H79ZM90 172H92V170H90ZM122 172V171H121ZM145 172V171H144ZM199 172H198V174H199ZM46 173V172H45ZM54 173H56V175L54 174ZM63 173V172H62ZM85 173V172H84ZM50 174V175H49ZM53 174V175H52ZM61 174V173H60ZM91 174H93V173H91ZM167 174V173H166ZM46 175V174H45ZM49 175V176H48ZM95 175V174H94ZM125 175V174H124ZM143 175V174H142ZM142 175H140V181H141V176ZM197 175V174H196ZM89 175H87V177H88ZM92 177H93V175H91ZM156 176V177H155ZM167 176V175H166ZM60 177V176H59ZM58 177V178H59ZM79 177V178H78ZM193 177H194V175H193ZM46 178V177H45ZM120 178H122V177H120ZM174 177H172V179H173ZM177 177H175V179H176ZM51 179V178H50ZM49 179V180H50ZM56 179V178H55ZM84 179V178H83ZM123 179H124V181H125V178L123 177ZM122 179V180H123ZM165 179V178H164ZM167 179V178H166ZM209 179H208V181H209ZM80 180V179H79ZM84 180H86V179H84ZM87 180H89V177L87 178ZM86 180V181H87ZM121 180V181H122ZM131 179H129L128 181H130ZM143 181H144V178L142 179ZM195 180V179H194ZM204 180H205V178H204ZM254 180V183L252 182ZM77 181V182H76ZM86 181H84L83 183L85 184V182ZM133 181V180H132ZM131 181V182H132ZM139 181V182H140ZM189 181V182H188ZM192 181H193V179H192ZM198 181V180H197ZM196 181V182H197ZM207 181V182H208ZM209 181V182H210ZM79 182H81V181H79ZM147 182V181H146ZM169 182H173V181H170L169 180ZM194 182V181H193ZM218 182V183H217ZM241 182V183H242ZM250 182V181H249ZM56 183H57V181H56ZM126 183H127V180H126ZM142 183V182H141ZM158 183V182H157ZM160 183V182H159ZM225 183V184H226ZM244 183V182H243ZM91 184H92V182H91ZM98 184V183H97ZM96 184V185H97ZM128 184V192L126 191L125 192V194H129L130 195V197L131 198H133V200H132V202L135 200V205H136V207L139 209L138 210V212H145L146 213V217H147V222L150 224L149 225V227L148 226H145L144 228L145 229H147L148 228V231L150 232V233H152L153 232V230L155 229V224L153 223L152 224V221L154 220H156L157 221V218L159 219V217H163L164 215V219L165 220H167V222H169V219H171V217L173 216L174 217V215H171L170 217H169V215H168V213H169V211L171 212V209L169 210V211H167L168 213H164V210H163V205L162 204H166V203H164L165 202V198L164 197H169L170 198V200H171V197H172V195H173V193L170 191V192H168V190L166 189V188H162L161 189V193H159L160 191H159V189H158V193L160 194V196H158V193H156L155 195H157L159 198L157 199V198H154V202H157L158 201V205H157V207L156 208H154V209H152L151 208V205H152V203H153V199H152V203H151V205H150V207H148L147 205H146V200L147 199H145V198H143V197H146V196H144V192H147V191H144L143 192V190H140L141 188H135L134 187V185H133V182L132 183H127ZM138 184V183H137ZM148 184V183H147ZM161 184V183H160ZM191 184H190V186H191ZM209 184V183H208ZM211 184V183H210ZM225 184H223L224 186H226ZM255 184V185H254ZM51 185V183L49 184V186ZM53 185V184H52ZM83 185V184H82ZM121 185V184H120ZM125 184H123V187H122V191H123V189H124V191L126 190L125 189V186H124ZM162 185V186H163ZM166 185V184H165ZM169 185H171V184H169ZM174 185V184H173ZM223 185L221 184V185H219V186H221V188L223 187ZM251 185H248V186H251ZM58 186V185H57ZM57 186H56V188H57ZM122 186V185H121ZM121 186H120V188H121ZM168 186V185H167ZM219 186H217V187H219ZM248 186H246L245 187V185H244V187H241L242 189H244L245 191H248ZM51 187V186H50ZM54 187H55V184H54ZM127 188V187H126ZM144 188V187H143ZM142 188V189H143ZM148 188V187H147ZM168 188V187H167ZM215 188H216V186H215ZM220 188V187H219ZM218 188V190L221 192V195L223 194V196H225L226 197V195L228 196V197H230V196H232V193H229V192H231V191H229L228 193L229 194H227L226 193V195H224V192L225 191H223L224 189L222 188H220L219 189ZM240 188V189H241ZM47 189V188H46ZM54 190H55V188H53ZM106 189V188H105ZM149 189V188H148ZM192 189V188H191ZM239 189V193L241 192V190ZM51 190H52V188H51ZM193 190V189H192ZM47 191V190H46ZM78 191V192H77ZM214 191H217V190H214ZM214 191H213V193H214ZM233 191V190H232ZM235 191V190H234ZM237 191V190H236ZM235 191V192H236ZM259 191H260V195H259ZM106 192V191H105ZM149 192V191H148ZM147 192V193H148ZM237 192V195L239 194ZM124 193V192H123ZM210 193H212V192H210ZM216 193H218V192H216ZM242 193V192H241ZM0 194L2 195V197H4V198H6V201H4V203H0V249L2 248L3 249V251L5 250V253H6V256H9V258H11L10 257V255L8 254L9 252L8 251H11L12 252V255H14L15 257H16V260L18 261L16 264H23V263H25V264H34L35 262L36 263H39V262H41L42 260H49L48 258H50V257H57V256H53V255H51V256H46L47 254V251H48V249H49V247H47V246H50L51 247V243H52V245H54V247H55V250L58 252V251H60V252H58V253H61L62 254V252L63 253H66L67 251L66 250H69V249H67V248H65L64 246H63V248H65V249H62V247L60 248L59 246H58V244L59 245H63V243H65L64 242V237H61L60 236V238H57V239H59L58 241H57V239L56 240H54V241H51L49 244L50 245H45V243L47 242V240L50 238V239H52L53 240V238H51L50 236H49V233L47 234L48 236H45L46 234H44V235H41L42 234V230L44 229V228H46V226L43 228V229H41L40 227V225L38 224L37 226H36V224H35V219H34V217L30 214H28L27 212H24L23 210L21 211V212H17V210H16V208H17V203L19 202L18 200H17V198H11V196H8V191H6V189L5 188H2V189H0ZM150 194V193H149ZM197 194V193H196ZM234 194V193H233ZM4 195H7V197L6 196H4ZM150 195H152V194H150ZM154 195V197H156ZM220 195V194H219ZM235 195V197L238 199L239 197L238 196H240L241 197V199L243 198L242 197V195L243 196H245V195H247V193L246 192H244V194L242 193V195ZM143 196V197H142ZM148 196V195H147ZM175 197H176V195H174ZM199 196V195H198ZM234 196V195H233ZM255 196V195H254ZM153 197V196H152ZM202 197V196H201ZM228 197H226L227 199H228ZM247 197H248V195H247ZM81 198V197H80ZM130 198V199H131ZM149 198H150V196H149ZM198 198H200V197H198ZM232 198V197H231ZM246 198V197H245ZM19 199V198H18ZM51 199V198H50ZM151 199V198H150ZM167 199V198H166ZM194 199H196V198H194ZM193 199V200H194ZM230 199V198H229ZM234 199V198H233ZM240 199V198H239ZM244 199V198H243ZM243 199H242V201H243ZM246 199H249V198H246ZM251 199V198H250ZM249 199V200H250ZM260 200L259 202H260V206H261V208H262V203L264 204V200ZM46 200V199H45ZM129 200V199H128ZM128 200H126V201H128ZM149 200V199H148ZM180 200V199H179ZM212 200V199H211ZM218 199H216L215 201H217ZM235 200V199H234ZM252 200V199H251ZM22 201H23V199H22ZM24 201H25V199H24ZM35 201V200H34ZM173 201H175V199H173ZM172 201V202H173ZM224 201H226V200H224ZM223 201V203H225ZM228 201V200H227ZM232 201V200H231ZM255 201V200H254ZM21 202V201H20ZM33 202V201H32ZM40 202V201H39ZM151 202V201H150ZM149 202V203H150ZM180 202V201H179ZM193 202H195V201H193ZM230 202V201H229ZM259 202H257V205H258V203ZM23 202H21V204H22ZM29 203V202H28ZM34 203H36L35 205H38L37 204V202L35 201ZM41 203V202H40ZM45 203V202H44ZM173 203H175V202H173ZM178 203V202H177ZM177 203H176V205H177ZM218 203V202H217ZM220 203V202H219ZM238 203V200H237V202H236V204ZM251 203V202H250ZM256 203V202H255ZM31 204V203H30ZM30 204H27V205H30ZM49 204H52V203H49ZM54 204V203H53ZM52 204V205H53ZM154 204V203H153ZM197 204V203H196ZM196 204H193V206L194 205H196ZM233 204H234V201H233ZM232 204V205H233ZM244 205V203L243 202H241V204L240 205ZM246 204V203H245ZM40 205H42V204H40ZM66 205V204H65ZM172 205V204H171ZM170 205V206H171ZM182 205V204H181ZM184 205V204H183ZM183 205H182V207L181 206H179L180 207V209H179V207H178V209L179 210H181L182 211V209H183ZM187 205V204H186ZM228 205L230 206V204L228 203ZM227 205V206H228ZM39 206V205H38ZM47 206H49V205H47ZM51 206V205H50ZM55 206H56V204H55ZM58 206V205H57ZM124 206V205H123ZM152 206H154V205H152ZM173 206V205H172ZM228 206V207H229ZM259 206V207H260ZM6 207H9L10 209L8 210V209H5ZM52 207V206H51ZM145 207L148 209V212H146L144 209H145ZM167 207V206H166ZM174 207V206H173ZM190 207V206H189ZM222 207V206H221ZM247 207H249V206H247ZM246 207V208H247ZM254 207H256V206H253V208L251 209L252 211L251 212H253V211H256V209H260L261 210V208H254ZM263 207H264V205H263ZM19 208V207H18ZM22 208V207H21ZM24 208L25 209H27V210H29V211H31L30 210V208L34 211V209H33V207L31 206H27V208H26V206L24 205ZM42 208V207H41ZM40 208V209H41ZM45 208V207H44ZM169 208V207H168ZM185 208V207H184ZM187 208H188V206H187ZM245 208V209H246ZM47 209V208H46ZM121 209V208H120ZM196 209V208H195ZM72 210V211H73ZM117 210V209H116ZM172 210H173V208H172ZM187 210V209H186ZM229 211H230V209H228ZM240 210V209H239ZM238 210V211H239ZM263 210V209H262ZM28 211V212H29ZM33 211H31V213L33 212ZM71 211V210H70ZM73 211V212H74ZM134 211V210H133ZM221 211V210H220ZM219 211V212H220ZM227 211V210H226ZM246 211V210H245ZM52 212V211H51ZM118 212V211H117ZM131 212V211H130ZM173 212V211H172ZM171 212V213H172ZM217 212V211H216ZM239 212H241V210L239 211ZM239 212H237L238 214V216L240 215H244L245 216V214H241V213H244V211H242L241 213H239ZM16 213V214H15ZM38 213V212H37ZM55 213V212H54ZM113 213V212H112ZM134 213V212H133ZM199 213V212H198ZM229 213V212H228ZM233 213H234V211H233ZM233 213H232V215H233ZM258 213V212H257ZM262 213V212H261ZM32 214H34L35 215V211L32 213ZM57 214V213H56ZM111 214V213H110ZM110 214H109V217H110ZM114 214V213H113ZM121 214H122V212H121ZM129 214L130 213H127V215L125 214V216H127V218H128V216H129ZM170 214V213H169ZM249 213H247V215H248ZM253 214H254V212H253ZM252 214V215H253ZM224 215V214H223ZM237 215H236V218H238L237 217ZM251 214H250V216H251V221H252V218H253V216H252ZM257 215V214H256ZM14 216V217H13ZM40 216H41V214H40ZM54 216V215H53ZM124 216V215H123ZM123 216H120V218L121 217H123ZM125 216H124V218L123 219H125ZM131 216V215H130ZM132 216H134V214L132 215ZM208 216H210V215H208ZM239 216V217H240ZM37 217V216H36ZM118 217H119V215H118ZM138 216H134V217H132L133 218V220H135V219H138L137 218ZM161 217V218H162ZM182 217V216H181ZM203 217V216H202ZM202 217H201V219H202ZM213 217V216H212ZM235 217V216H234ZM247 217V216H246ZM64 218V217H63ZM120 218H118V219H120ZM204 218V217H203ZM242 218V217H241ZM87 219H88V217H87ZM174 219H175V221L176 222H179L178 220H176V216L174 217ZM183 219V218H182ZM196 219V218H195ZM200 219V218H199ZM207 219V218H206ZM235 219V218H234ZM233 219V220H234ZM239 219V218H238ZM254 219V218H253ZM64 220V219H63ZM97 220V222H98V219H96ZM132 219H126L125 221H124V223H123V221H122V223H123V225H121V226H123V232L124 233H126V240H123L122 242L119 240V241H117V240H114L113 239V237H112V239L113 240H111L110 238H108L107 239V241H106V239H104V241L103 240H100V238H102V237H100L101 235H99V233L97 232V233H95V232H90V230H87V229H85L84 231H88V233L90 234H88L87 233V235L88 236H90V237H92V236H96V237H100L99 238V240H98V242L96 243L95 241V243L93 244L92 243V245H90L91 247H92V251H93V255L94 256H91L90 254H92V253H89V255L91 256V257H94V260H98V264H129V262L130 261H123L124 260V258H123V256L125 257V256H128V255H131V258H130V260H132L133 258H132V256L133 255H136V256H139V257H141V259H142V257H144L145 259H146V263L148 262V264H149V262L150 261H152V259L154 258V257H158V255L160 256V255H163L162 254V252L163 251H165V250H167L168 252H169V250H168V246L167 247H165L166 249H164L163 251H162V249H160L159 248V246L157 245V246H154V245H156L155 243H153L154 241H153V239L152 238H146L145 240H143L142 238H140V239H138V237H140L139 235H138V232L139 231H141V230H135V228H137V226H132V223H133V220L131 221ZM161 220H163V219H161ZM184 220V219H183ZM187 220H189V217L187 218ZM191 220H193V219H191ZM191 220H189V221H191ZM205 220V219H204ZM232 220V221H233ZM242 220V219H241ZM243 220H244V218H243ZM250 220V219H249ZM59 221V220H58ZM61 222H62V220H60ZM112 221V220H111ZM171 221V220H170ZM254 222H256L255 221V219L253 220ZM252 221V222H253ZM142 222H144V221H142ZM142 222H141V224H142ZM200 222V221H199ZM220 222V221H219ZM238 222V221H237ZM67 223V222H66ZM135 221H134V225H135ZM180 223V222H179ZM193 223V222H192ZM247 223V222H246ZM104 224V223H103ZM167 224V223H166ZM165 224V225H166ZM169 224H171V223H169ZM174 223H173V221H172V225H173ZM235 223H233L232 225H234ZM242 225H243V223H241ZM241 224L239 225V227L240 228H242L241 227ZM249 224V223H248ZM251 224V223H250ZM177 225V224H176ZM186 227L188 226L187 224H184ZM183 225V226H184ZM190 225H191V223H190ZM193 225H194V223H193ZM200 225V224H199ZM202 225V224H201ZM231 225V226H232ZM236 225V224H235ZM252 225V224H251ZM40 226V227H39ZM81 225H79V227H80ZM121 226H120V228H121ZM168 226V225H167ZM174 226V225H173ZM244 226V225H243ZM40 228V229H38V228ZM168 227H170V228H172L170 225L168 226ZM199 227V226H198ZM257 227V226H256ZM81 228V227H80ZM82 228H84L83 226H82ZM87 228V227H86ZM169 228V229H170ZM194 228V227H193ZM195 228H197V227H195ZM195 228L194 229H192V231L194 230L195 231ZM201 228V227H200ZM200 228H198V231H199V229ZM53 229V228H52ZM98 229H99V227H98ZM140 229V228H139ZM153 229V230H152ZM183 229V228H182ZM39 230H41V233H40V231ZM57 230V229H56ZM101 230V229H100ZM171 230V229H170ZM187 230V229H186ZM197 230V229H196ZM231 230V229H230ZM248 230H249V228H248ZM264 230V229H263ZM39 231V232H38ZM86 231V232H87ZM145 230H143V232H144ZM156 231V230H155ZM174 231V233H175V235H176V229H173L172 231H170V233H172ZM197 231V232H198ZM219 231V230H218ZM222 231V230H221ZM259 231H261V230H259ZM105 232H106V230H105ZM117 232V231H116ZM185 232H187L188 233V230L187 231H185ZM197 232H195V234L197 233ZM202 232V231H201ZM204 232L205 231H203V234H204ZM220 232V231H219ZM224 232H226V231H224ZM258 232V231H257ZM261 232H263V231H261ZM40 233V234H39ZM79 233V232H78ZM110 233V232H109ZM108 233V234H109ZM120 233V232H119ZM140 234H141V232H139ZM145 233H147V235H148V232L146 231ZM150 233H149V235H150ZM155 233V232H154ZM168 233V232H167ZM194 233V232H193ZM205 233H207V232H205ZM210 233V232H209ZM208 233V234H209ZM246 233H248V231L246 232ZM249 233L251 234L252 232H250L249 231ZM54 234H56V233H54ZM53 234V235H54ZM80 234V233H79ZM81 234H83V233H81ZM113 234H115V233H113ZM122 234V233H121ZM144 234V233H143ZM157 234V233H156ZM161 234V233H160ZM183 234H185L184 232L181 234V235H183ZM192 234V233H191ZM215 234V233H214ZM225 234V233H224ZM228 234V233H227ZM258 234V233H257ZM263 234V233H262ZM104 235H105V233H104ZM110 235V234H109ZM109 235H107V237L109 236ZM145 235V234H144ZM143 235V236H144ZM146 235V236H147ZM148 235V236H149ZM170 235V234H169ZM168 235V236H169ZM178 235V234H177ZM177 235H176V237H177ZM179 235H180V233H179ZM201 235V234H200ZM245 235V234H244ZM41 236H45L46 237V242L45 243H43L42 242V240H43V238H41ZM52 236V235H51ZM63 236V235H62ZM94 236V237H95ZM119 237L118 238H120V237H122V236H120V235H118ZM141 236H142V234H141ZM154 236V235H153ZM165 236H167L166 235V233H165ZM164 236V237H165ZM174 236V235H173ZM172 236V237H173ZM184 236H187V235H184ZM190 236H192V235H190ZM189 236V237H190ZM202 237L204 236V235H201ZM207 236V235H206ZM246 237H248L249 238V236H247V235H245ZM45 237H44V239H45ZM47 237H49V238H47ZM58 237V236H57ZM95 237V238H96ZM145 237V236H144ZM152 237V236H151ZM158 237H160V235H158ZM169 237H171V236H169ZM168 237V238H169ZM223 237H224V235H223ZM245 237V238H246ZM104 238H106V237H104ZM115 238H116V235H115ZM118 238H116V239H118ZM124 238V239H125ZM156 238V237H155ZM174 238V237H173ZM182 238V237H181ZM204 238V237H203ZM244 238V237H243ZM263 239H264V234H263V237H262ZM97 239V238H96ZM110 239V240H109ZM167 239V238H166ZM178 238H176V240H177ZM190 239V238H189ZM212 239H214V238H212ZM255 239V238H254ZM147 240V241H146ZM155 240H157V239H155ZM170 240L172 241V240H174V241H172V242H174V243H172L171 241V243H170V245L172 244L173 245V247L177 250V248L174 246L175 245V243L176 242H178V240L176 241L175 239H172V238H170ZM182 240H183V238H182ZM235 240V239H234ZM253 240V239H252ZM165 241V240H164ZM169 241V240H168ZM207 241V240H206ZM213 241H215V239L213 240ZM212 241V242H213ZM245 241V240H244ZM248 241V240H247ZM163 242V241H162ZM182 242V241H181ZM210 242V241H209ZM220 242H221V240H220ZM257 242V241H256ZM62 243V244H61ZM184 243V242H183ZM182 243V244H183ZM225 243V242H224ZM232 243V242H231ZM244 243V242H243ZM157 244H158V242H157ZM164 244V243H163ZM162 244V245H163ZM168 244V243H167ZM214 244V243H213ZM220 244V243H219ZM258 244V243H257ZM263 244V243H262ZM67 244H65V246H66ZM177 245V244H176ZM221 245V244H220ZM228 245H231L230 243L228 244ZM251 245V244H250ZM88 246V245H87ZM160 246H161V242H160ZM165 246H166V244H165ZM178 246L179 247H181L182 249H184V247H182V246H184V245H182L181 246V243H180V245L178 244ZM226 246H227V244H226ZM84 247V246H83ZM172 247V246H171ZM172 247V253H173V248ZM178 247V249H180ZM196 247H197V245H196ZM217 247H219V246H217ZM260 247H262V246H260ZM87 248V247H86ZM163 248H164V246H163ZM212 248V247H211ZM250 248H251V246H250ZM254 248V247H253ZM258 248H259V246H258ZM1 249V250H2ZM59 249H62V252H61V250H59ZM170 249V248H169ZM182 249H180V251L182 250ZM186 249V248H185ZM217 249V248H216ZM256 249H257V246H256ZM260 249H263V248H259V250ZM53 250V249H52ZM51 250V251H52ZM65 250V251H64ZM74 250V249H73ZM72 250V248H71V250H70V252H69V257H72L73 258V260H75V258L73 257V253L72 252H74L75 254H76V251L74 250L73 251ZM90 249L88 248V251H89ZM176 250H174L175 252H179V251H176ZM187 250V249H186ZM209 250V249H208ZM211 250V249H210ZM258 250V251H259ZM264 250V249H263ZM7 251V252H6ZM72 251V252H71ZM91 251V252H92ZM171 251V250H170ZM195 251V250H194ZM213 251V250H212ZM254 251V250H253ZM67 252V253H68ZM83 252V251H82ZM183 252V251H182ZM182 252H180V253H182ZM262 252V251H261ZM49 253H51V252H49ZM66 253V254H67ZM72 253V254H71ZM165 253H166V251H165ZM184 253H186V251L184 252ZM212 253V252H211ZM210 253V254H211ZM250 253V252H249ZM11 254V253H10ZM74 254V255H75ZM175 254V253H174ZM177 254V253H176ZM186 254H190V252L188 251ZM193 254V253H192ZM194 254H195V252H194ZM193 254V255H194ZM252 254V253H251ZM260 254V253H259ZM3 255H4V253H3ZM166 255V254H165ZM164 255V256H165ZM167 255H169L168 253H167ZM171 255V254H170ZM185 255V254H184ZM191 255V254H190ZM189 255V256H190ZM196 255V254H195ZM217 255V254H216ZM5 255H4V257H6ZM76 257H78V259H79V256H77V255H75ZM135 256V257H136ZM172 256H173V254H172ZM181 256H183V255H181ZM192 256V255H191ZM260 256H262L261 254H260ZM45 257H47V258H45ZM138 257V258H139ZM197 257V256H196ZM251 257V256H250ZM249 257V258H250ZM257 257V256H256ZM264 257V256H263ZM263 257H261V259L263 258ZM123 258V259H122ZM126 258V257H125ZM144 258L142 259L143 261H145L144 260ZM167 258H169V257H167ZM173 258V257H172ZM182 258V257H181ZM191 258V257H190ZM260 258V257H259ZM50 259H52V258H50ZM57 258H55V260H56ZM71 259V258H70ZM93 259V258H92ZM91 259V260H92ZM119 259H122V260H120L119 261ZM140 259V260H141ZM156 259V258H155ZM155 259H153V260H155ZM218 259V258H217ZM8 260V259H7ZM46 260V261H47ZM58 261H57V263H59L60 262V260L59 259H57ZM64 260V259H63ZM72 260V261H73ZM88 260V259H87ZM86 260V261H87ZM126 260V259H125ZM148 260V261H147ZM197 260V259H196ZM259 260V259H258ZM11 261V260H10ZM51 261V260H50ZM75 261H77V259L75 260ZM86 261H84L85 262V264H86ZM93 261V260H92ZM123 261V262H122ZM174 261H176V260H174ZM247 261V260H246ZM262 261V263H260V264H264V258H263V260H261ZM16 262V261H15ZM52 262V261H51ZM84 262H81V264L82 263H84ZM142 262V261H141ZM141 262H139V264L141 263ZM152 262H154V261H152ZM179 262V261H178ZM244 262V261H243ZM248 262V261H247ZM246 262V263H247ZM250 262V261H249ZM248 262V263H249ZM257 262V261H256ZM35 263V264H36ZM44 263H45V261H44ZM61 263H63V261H62V259H61ZM67 263V262H66ZM88 263V262H87ZM93 263H96L97 264V262H93ZM142 263H145V262H142ZM141 263V264H142ZM155 263V262H154ZM153 263V264H154ZM252 262H250L249 264H251ZM0 264H4V262H3V256L0 254ZM11 264V263H10ZM42 264V263H41ZM77 264V263H76ZM135 264H138V263H136L135 262ZM150 264H152V263H150ZM166 264V263H165ZM170 264V263H169ZM179 264H182L181 262L179 263ZM239 264V263H238ZM241 264V263H240ZM257 264H259V263H257Z\"/></svg>", "mask_w": 264, "mask_h": 264}, {"label": "rangeland", "instance_id": "obj_2", "mask_svg": "<svg viewBox=\"0 0 264 264\" xmlns=\"http://www.w3.org/2000/svg\"><path fill=\"white\" fill-rule=\"evenodd\" d=\"M190 3H189V2ZM193 1V2H192ZM170 2V3H169ZM173 2V3H172ZM204 3V0H184L183 2L182 1H180V0H178V2H177V0L175 1H172V0H170V1H168V3H169V6H168V9H169V11H168V9H166V10H161V11H156L155 13H151V14H144V15H142V16H140V19H139V17H137L136 18V20L134 19L132 22L134 23H132L131 22V25H127V26H120L119 28H118V30H116V31H111L110 33H109V35H108V32H107V34H104V33H102V35L104 36H100L99 37V39H102V38H105V37H108V38H105V39H109V41H101L100 42V40H96L95 41V39H97L98 38V36L93 40V46H91L92 45V43H89V44H91L90 46H87V48L89 47H95L94 45H97V43H99L100 42V46L102 47H105L106 48V50H105V48L103 49L102 48V50H104V52L109 56L108 58H107V55L106 54H104V52L103 51H100L101 49H99V48H101L99 45L98 46H96L95 47V51H91V52H94L93 54H89V55H91L90 57H89V55H88V58H87V60H83L84 59V57L83 56H85V57H87L86 56V51H82V53L84 52L85 53V55H82L81 54V52H75L74 50H73V48H72V44L70 45V42L68 41V43L66 44V41L68 40L67 39V37H65V35H67V36H69L68 34H65L64 35V37L65 38H63V36H62V39H64V42H65V44H62L61 42H58L59 40V37H61V35H62V33H59V31L58 30H60V29H58V28H60V25H59V23L58 22H56V21H58L59 19H61V17H62V14L61 13H58V12H54L53 14H54V16L55 15H57L56 17L57 18H55L54 16V20L51 18V21H50V24H47L46 23V25H43V26H40L39 28H40V30H38V32L36 33V37L34 36L33 37V39H31V41L29 40V42H30V44L29 45H27V51H20V52H16V53H12L11 54V56H9L8 58H7V64L6 65H4L3 67H0V73H1V76H0V81L2 80V74H6V77H4V80L3 81H1V84H0V92H4L5 93V91H6V89H8L7 91H9V93L6 91V93L8 94H6V97H5V94L3 93V95L4 96H1V94L2 93H0V97H2V99L0 98V100H2L1 102H0V106L1 107H4L5 109H3V110H5L3 113H4V115L3 116H5V118H6V120H5V118H4V123L6 124V127L5 128H8V129H10L9 131H11L12 132V135L11 136H9L7 133L8 132H6L5 133V131L3 130L4 129V127L2 126V127H0V142H2L4 145L2 146V144L0 143V152H3V153H5V155L4 156H2V154L3 153H1V156H0V189H2V188H5L6 189V191H8V196H11V198L13 197V198H17V200L19 201L18 203H17V208H16V210H17V212H21L23 209V211L24 212H27L29 215L31 214L33 217H34V219H35V224H36V226L39 224L40 226V228L41 229H43L45 226H46V228H44L43 230H42V234L41 235H44V234H46L45 236H48L47 234L49 233V236L51 237V238H53V240L52 239H50L49 237H47V238H49L48 240L46 239V237L45 236H41V238H43V240H42V242L43 243H45L46 242V240H47V242L45 243V245H50L49 243L51 242V241H54V240H56L57 238H60V236L61 237H64L63 239H64V242L65 243H63V245H59L58 244V246L61 248L62 247V249H65V248H67V249H69V250H66L67 252L69 251L70 252V250H71V248H72V250L74 249L75 251H76V254L74 253V252H72L73 253V257L75 258V260L77 259V261H75V260H73V258L72 257H69V252L66 254V253H63L62 252V249H59V250H61V252H62V254L61 253H58V252H60V251H56L55 250V247H54V245H52V243H51V247L50 246H47V247H49V249H48V251H47V257L48 256H51V255H53V256H57V257H50V258H52V259H50V258H48L49 260H42L41 262H39V263H36V264H81V262H84V261H86L87 259V261H86V264H96V263H93L94 261L95 262H97V264H98V260H94V257H91V256H94L93 255V251H92V247L90 246V245H92V243L94 244L96 241L98 242V240H99V238L100 237H102V238H100V240H103L104 241V239H106V241H107V239L108 238H110L111 240H117V241H123V240H126V233H124L123 232V226H121V225H123V223H124V221L126 220V219H132L133 220V218L132 217H136V216H138L137 218L138 219H135V220H133V223H134V221L136 222L135 223V225L132 223V226H137V228H135V230L137 229L138 231L139 230H141V231H139V232H141V234H142V236H141V234L138 232V235L140 236V237H138V239H140V238H142L143 240H145L146 238H152L153 239V243H155L156 245H154V246H159V248L160 249H162V251L164 250V249H166L165 247H167L168 245V247L170 248H168V250H169V252L167 251V250H165L166 251V253H165V251H163L162 252V254L163 255H158V257H154L153 259H155V260H153L152 259V261H154V262H152V261H150L149 262V264L150 263H154V264H179L180 262L182 263V264H249L250 262H252L251 264H257V263H262V261L261 260H263V256H264V239L262 238L263 237V234H264V207H263V203L261 204L262 205V208H261V206H260V200L262 199L261 197H260V199L258 200V195L256 194L257 192H255L256 190H258V189H255V187L256 186H254V188L252 187L253 186V184L251 185L250 183H251V178H249V180H247L246 179V181H245V179L243 180V182L241 183L240 182V188L241 187H244V185H245V187L246 186H248V185H251V186H248L247 188H248V191H245L244 189H240L239 188V186L238 187H234V188H232V190L230 189H227L226 187H228L227 185H229V187H230V185H231V183H229L228 182V184L226 183H224V181H223V183H222V181H221V183L219 182V185H223V184H225L226 186H224L223 185V191H225L224 192V195H226V193L227 194H229V193H232V196H230V197H228L227 195H226V197H228V199L225 197V196H223V194L221 195V192L218 190V188L220 187L221 188V186H219L218 184L216 185L215 184V186H216V188H215V186L212 188V186L214 185V182L212 183V181H210V179L209 178H207L208 176H206V175H202V178H201V174H203L202 172H199V171H205V169H206V167H202L203 165L201 164V163H198V165L196 164L195 166H194V164H192V162H196V160H190V159H186V160H184V162L186 163V166H189V168L188 167H186V170L187 171H190V176H189V180H190V177H191V181L190 182H192V184L191 183H189V189L188 190H190V191H188V192H190V193H188L189 194V198H192V199H190L191 200V202L189 203V202H184V200H183V197L181 196V195H179L178 196V194L179 193H174V192H178V191H176V190H178V188L176 187L177 185V182H179L180 181V179H181V177H179L180 176V173H178V165L175 163L174 164V162H171L172 163V165H176L177 166V168H175L174 167V169H170V167L168 168V167H166L165 165H167L168 166V164H169V166L171 165L170 163H164L165 165H161L162 163H160L159 161L157 162V160L156 161H153L154 160V158H152L151 159V161H150V163L152 164H150V163H147V167H149V168H153L154 170H156V168H161V169H163V173H164V178H163V180L162 181H164V185L162 184V182L161 181H157V178H154L152 175H150L151 174V172H149L148 171V169H147V167H145L144 166V164H133L132 163V157L129 155V154H124L123 155V158H122V160H121V162H122V164H120L119 165V167H121V168H119V170L118 171H120V172H118V177H119V179H123V177L125 178V181H124V179L121 181V180H119V186H118V188H117V190L119 189V194H118V199L116 200L115 199V197L112 195V193H110L109 192V186L107 187L105 184H103L104 186H102V182L100 181V183H99V178H96V176L97 177H99L98 176V174L95 172L94 173V171H95V157L97 156V155H99V154H101V152H100V148L99 149H95L94 148V152L92 151L93 149V145H90L89 143V140H88V138L90 137V138H92L93 136L92 135H95V136H97V137H95L96 139L97 138H102L103 137V135H102V132H104L105 134H107L106 132H107V130H105V128H102L101 127V125H99V122H98V124L97 125H99L101 128H99V126H98V128H96V123H93V125H95L94 126V129L91 127V129H93V130H90L91 131V134H90V132L89 131H86L85 132V130L84 129H87V128H85V126H84V124H83V120L81 121H79V118L77 119L78 120V122H76L77 120H75L74 118L72 119V120H70L71 118H63V116H62V118H61V114H59V117H52V118H50V119H48V120H42V117H44L43 115H41L43 112H41V114L40 113H37V114H34L35 112L34 111H38V110H36V107H38L39 108V106L40 107H42V105H44L45 103L47 104V106H48V103H49V101H47V99H49V97L51 96L52 97V100H53V98L54 97H56L57 95H59L60 96V93H61V90L63 89L64 90V86H63V84L61 83V80H58L57 78H56V80H58L57 82H56V80H55V76L53 77L52 75L53 74H48L47 73V71H46V76L47 75H49L52 79H53V81H52V79L48 76V77H46L47 79L48 78H50V80L52 81V82H54L53 83V85H51L52 83H50V81H49V83L46 81V85L44 86V85H41V84H39L40 86H41V89L39 88V90H37V87H36V85L35 84H33V86H35V88L33 87L32 88V84H31V82H32V79H33V77H31V75L29 76H27L28 78H32L31 80L29 79V81H31V82H27L28 81V78H26L27 79V83L26 84H31V88L30 89H28L29 87H30V85L29 86H27V85H25V81L23 82V83H21L22 81H20V79L19 80H17L18 79V75L21 73V72H18L19 70H18V68H20V66L22 67V68H20V71H22V70H24V72L22 71V73H28V69H32V68H35V67H43V68H47L46 70H49L50 71V69H52L51 71L53 72V70H57V67L58 68H65L66 70H68V71H71L72 72V70H73V72H74V70H77V72H80L79 74L80 75H78V77H75V76H73V78L72 77H70V78H72V80L75 78H77L76 80H78L80 77H84V76H89V73L88 72H90V71H88V72H84L85 73V75L82 73L83 71H84V69L82 70L81 68H83V65H82V67H81V64L82 63H80V62H78V60L79 59H81L82 60V62H84L85 64H88V62L86 63V61H88V59L89 58H100V56H101V54L103 55L102 57H101V59L100 60H104V61H102V62H100V60L98 59V60H95V62L97 63H95L94 64V66L96 67V70L97 69H99V68H101L100 69V71L99 70H97V72H95V73H97L98 75L99 74H103L104 73V75H105V73L107 74V73H109L110 71H113V72H111L110 74H108V75H110V76H112L114 79L112 80L113 82H111L110 80V82H111V84H106V86H107V88H105V89H103V92L104 93H95V92H97V90H101L102 91V88L103 87H100V88H98V89H91V94H93V92L95 93V95L94 96H92L91 94V98H86L87 100L86 101H88V99L90 100L88 103L89 104H93V105H95L94 107H96V116H100V117H102L101 115H98V114H100L99 112H101V114L103 115V117H104V119H106V118H110L111 116L113 117V119H112V117L110 118V120H104L103 122H105V121H107V122H109V124L111 125L110 127H108L107 125H106V123L107 122H105V126L106 127H108L110 130V132H112L111 131V129H113V133H115L114 132V130H119V128L122 126V125H124V124H126V122H125V119L128 121V122H130V124L132 123V121L131 120H129L130 118H128V117H130V114H132V112L133 113H138L140 110H134V108L132 107V100H136V98H141L140 99V101H143L144 99H150V101H151V106H149V107H146V108H151V107H155V106H158V104L159 103H161V104H159V105H163V101L166 99V97H165V91L168 89L167 87V83L168 82H171V81H174V80H177V79H185V77H186V74H185V72H183L182 70V68H179L180 66V63L181 64H183L184 63V60L182 59V57L184 56L183 55V50L187 47V45H190V43H191V40H192V38H193V35L196 33V34H199V28H201V31L203 30V27H204V24H205V22H204V24L202 23V21L204 20V6H205V4H203ZM15 3H17V1L15 2ZM176 4V6H175V4ZM178 3V4H177ZM195 3V4H194ZM172 4V5H171ZM174 4V5H173ZM186 4V5H185ZM190 4H191V6H190ZM193 4V5H192ZM202 4V5H201ZM178 5H180V6H178ZM189 5V6H188ZM200 5V6H199ZM184 6H185V8H186V6H187V8H186V11L184 10L185 8H184ZM197 6V7H196ZM202 6V7H201ZM171 7H174V8H172L174 11H172V9H171ZM200 7V8H199ZM177 8V9H176ZM190 10H189V9ZM194 8H196V9H194ZM201 8L203 9V10H201ZM170 9H171V11H172V13L173 12H175V13H173L174 15H171L172 13H171V11H170ZM182 9L184 10V11H182ZM187 9L190 11V12H187ZM193 9V10H192ZM200 9V10H199ZM199 10V11H198ZM167 11L168 12H170L171 14H169V13H167ZM182 12V13H179L178 15H176L175 16V14L176 13H178V12ZM193 11V12H192ZM163 12V13H162ZM167 13V14H169L170 15V17L168 16V15H166L165 17H164V14L165 13ZM184 12V13H183ZM195 12V13H194ZM198 12H200L201 13V15H200V13H198ZM57 13V14H56ZM186 13V14H185ZM156 14V15H155ZM181 14H183V16H184V14H185V16L186 17H188V18H186L185 16H184V18H183V16H182V18H181ZM193 14V15H192ZM149 15H151V17L152 16H154V17H152L151 19L149 18L150 16ZM190 15H192V16H190ZM198 15H200V17L198 16ZM149 16V17H148ZM169 18H171V19H168V17ZM172 16H173V18H174V20H173V18H172ZM175 16V17H174ZM190 16V17H189ZM193 16H195V17H193ZM144 18V19H142V18ZM145 17H147L146 19H145ZM156 17H162V18H159V20L158 19H156L155 20V18ZM167 17V18H166ZM179 17V18H178ZM197 17V18H196ZM163 18L165 19L166 18V20H164V21H169L168 23L167 22H164V21H162L163 20ZM180 19L179 21H177L176 23H174V21H176V20H178V19ZM192 18V19H191ZM185 19H189L188 20V22H186L187 20H185ZM193 19H194V21H193ZM56 20V21H55ZM143 20V21H142ZM144 20H145V22H144ZM149 20V21H148ZM150 20H154V22L152 23ZM171 20H173V21H171ZM136 21V22H135ZM142 21V22H141ZM147 21V22H146ZM161 22L162 21V23H158V22ZM183 21V22H182ZM197 21H198V23H197ZM128 22H130V21H128ZM144 22V24H142ZM150 22V23H149ZM164 22V23H163ZM173 22V23H172ZM181 22V23H180ZM184 22H186V24L184 23ZM191 22V23H190ZM200 22V23H199ZM37 23H39L38 21H37ZM54 23V24H53ZM149 23V24H148ZM180 23V24H179ZM190 23V24H189ZM196 23V24H195ZM135 24H138V25H135ZM166 25V26H168V25H170V24H172L171 25V27H165V26H163L162 27V25ZM177 24H178V26H179V29L177 28L178 26H177ZM183 24L185 25V26H183ZM194 24V25H193ZM199 24H201V25H199ZM48 25V26H47ZM133 25H135V26H133ZM157 25V26H156ZM182 25V26H181ZM188 25V26H187ZM192 26V27H190V26ZM199 25V26H198ZM129 26H131L130 28H128ZM161 26V27H160ZM186 26H187V28H186ZM41 27H43V28H41ZM114 27H116V26H114ZM114 27H112V28H114ZM118 27V26H117ZM116 27V28H117ZM124 27H126V30H125V28ZM134 27H136V28H134ZM139 27V28H138ZM157 27V28H156ZM199 27V28H198ZM50 28V29H49ZM134 28V29H133ZM156 28V29H155ZM167 28V29H166ZM173 28H177L176 30L174 29V30H172ZM183 28V29H182ZM53 29V30H52ZM115 29V28H114ZM123 29V30H122ZM131 29H132V31H131ZM142 30V31H139V30ZM148 29V30H147ZM160 29V30H159ZM164 29V30H163ZM166 29V30H165ZM182 29V30H181ZM191 29V30H190ZM42 30V31H41ZM110 30H111V28H110ZM109 30V31H110ZM119 30H121V31H119ZM138 30V31H137ZM170 30V31H169ZM172 30V31H171ZM179 30V31H178ZM183 30H185V31H183ZM187 30V31H186ZM189 30V31H188ZM48 31V32H47ZM50 31H52V32H50ZM58 31V32H57ZM136 32L137 34H134V33H132V34H134L135 36L137 35V36H139V37H135L134 35H132L131 34V32ZM158 31H160V32H157ZM162 31H165V33H162ZM166 31H169V33L168 32H166ZM177 31H178V36H180V37H178L177 39H175L176 37H177ZM181 31V32H180ZM195 31V32H194ZM41 32H44V34L43 33H41ZM113 32H115V33H113ZM125 32V33H124ZM141 32V33H140ZM151 32V33H150ZM154 32L155 33H157L158 35L156 36V34H154ZM182 32H184V34L182 33ZM3 33H4V36H3V34L2 35H0V43H1V45H3L5 42H9L10 41V39L11 38H13L14 37V35H15V32L14 31H3ZM6 33V34H5ZM52 33H53V35H52ZM120 33V34H119ZM150 33V34H149ZM175 34V35H172V34ZM181 33V34H180ZM0 34H1V31H0ZM42 34H43V36H42ZM48 36H47V35ZM49 34H50V36H49ZM57 34H58V36H57ZM61 34V35H60ZM118 34V37L116 36ZM121 34L122 35H126V36H123V37H119V36H121ZM128 34V35H127ZM154 36H152V35ZM7 35H9L8 37H7ZM46 35V36H45ZM52 35V36H51ZM60 35V36H59ZM97 35V34H96ZM113 35V36H112ZM183 35V36H182ZM129 36V37H128ZM152 36V37H151ZM174 36V37H173ZM176 36V37H175ZM3 37V38H2ZM7 37V38H6ZM44 37V38H43ZM52 37L54 38V39H52ZM58 37V38H57ZM102 37V38H101ZM114 37V38H113ZM157 37V38H156ZM184 37H185V39H184ZM188 37H189V39H188ZM41 38V39H40ZM43 38V39H42ZM45 38H46V40H45ZM49 40H48V39ZM58 40H56V39ZM72 38V37H71ZM69 39V40H71V41H73L72 39ZM110 38H112V39H110ZM36 39V40H35ZM39 39V40H38ZM61 39V38H60ZM61 39V40H62ZM65 39H66V41H65ZM122 39V40H121ZM129 39V40H128ZM150 39V40H149ZM184 39V40H183ZM8 40V41H7ZM55 40V41H54ZM119 40H120V42H119ZM175 40H176V42H175ZM41 41V44H43V45H41L40 46V44H39V42ZM52 41V42H51ZM98 41V42H97ZM126 43H125V42ZM129 41V42H128ZM178 41H180L179 43H178ZM186 43H185V42ZM32 42V43H31ZM35 42H38V44L36 43L35 44ZM53 42H55V45H57L58 43H60V44H58L57 46H55L54 45V43ZM58 42V43H57ZM63 42V41H62ZM90 42H92V41H90ZM97 42V43H96ZM119 42V44H117ZM50 43H52V44H50ZM105 43V44H104ZM125 43V44H124ZM148 43V44H147ZM89 44H86V45H89ZM112 44V46L110 47L109 45H111ZM116 44V45H115ZM177 44H179V45H177ZM1 45H0V57L2 56V52L4 51V50H2V47H1ZM31 45V46H30ZM33 45V46H32ZM54 45V46H53ZM108 45V46H107ZM120 45V46H119ZM142 47H141V46ZM39 46V47H38ZM42 46H43V48H42ZM138 46V47H137ZM177 46V48L174 50V48ZM180 46V47H179ZM183 46V47H182ZM110 47V48H109ZM117 47V48H116ZM179 47V48H178ZM237 47L238 46H232L231 47V52H234V49H237ZM40 48H41V50H40ZM45 48V49H44ZM58 48L60 49V51L58 50ZM85 49V50H88V49ZM90 48V49H91ZM167 48V49H166ZM51 49V50H50ZM90 49L88 50V51H90ZM93 49V48H92ZM99 49V50H98ZM177 49H179V52H180V49H181V52L180 53H182V54H180V56H182L181 58H178V56H177V54H179V52H178V50ZM115 50V51H114ZM176 50H177V53L175 54V53H173V51L174 52H176ZM42 51V52H41ZM67 51H69V52H67ZM97 51V52H96ZM112 51V52H111ZM50 52V53H49ZM71 52L73 53V56H72V54H71ZM98 52H100V55H99V57L97 56L99 53ZM167 52V53H166ZM171 52V53H170ZM47 53H48V55H47ZM69 53H70V55L72 56V57H70L69 59V63L71 64V63H73V62H75L76 60H77V64H79V65H77V67L73 64V67L69 64L68 66L67 65H65L66 63V59L70 56L69 55ZM87 53H89V52H87ZM98 53V54H97ZM114 53H116V55H114ZM50 54H52V55H50ZM58 56H57V55ZM95 54V56L93 57V55ZM97 54V55H96ZM171 54L173 55V54H175V55H173V56H171ZM38 55H39V57H38ZM45 55V56H44ZM54 55H56V56H54ZM69 55V56H68ZM105 55V56H104ZM111 55H112V57H111ZM171 56V58H169V56ZM37 56V57H36ZM43 56V57H42ZM50 56V57H49ZM165 56V57H164ZM53 57V58H52ZM64 57V58H63ZM104 57V58H103ZM165 58L164 59V61H162L163 60V58ZM173 57H175V58H173ZM176 57L178 58V59H182V61L180 60V63H178L179 62V60L177 59V61L175 60L176 59ZM15 58H16V60H15ZM32 58H33V60H32ZM36 58H38V59H36ZM46 58H48L46 61H45V59ZM61 58V59H60ZM72 58H74V59H72ZM76 58V59H75ZM160 58V60H158ZM162 58V59H161ZM12 59V60H11ZM38 60V62L36 61V60ZM62 59H64V60H62ZM72 59V60H71ZM86 59V58H85ZM93 59V60H94ZM107 59H109V61H110V63H109V61L107 60ZM150 61H149V60ZM172 59V60H171ZM9 60H11V61H13L12 63H14V65L15 66H13V64H12V66L10 67V65L11 64H8V62H11V61H9ZM30 60V61H29ZM54 60V61H53ZM146 60V61H145ZM157 60V61H156ZM170 60V61H169ZM61 61V62H60ZM106 61V62H105ZM107 61H108V63H107ZM153 61V62H152ZM159 61H161V62H159ZM166 61V62H165ZM90 62H91V60H90ZM92 62H94V61H92ZM107 63L108 65H109V67H110V64H112V65H114V68H113V66H111L110 68L108 67V65L107 64H102V63ZM112 62H114V64L112 63ZM143 62V63H142ZM147 62H149V63H147ZM177 62V63H176ZM24 63V64H23ZM39 63V64H38ZM45 64V65H43V64ZM47 63V64H46ZM50 65H49V64ZM53 63H55V64H53ZM56 63H58V64H56ZM60 63V64H59ZM144 64V66H142V64ZM160 63V64H159ZM170 63V64H169ZM17 64V65H16ZM19 64V65H18ZM37 65V66H34V65ZM68 64V63H67ZM91 64V63H90ZM90 64H88V65H90ZM151 66H150V65ZM178 64V65H177ZM32 65V66H31ZM58 65V66H57ZM60 65V66H59ZM64 65L66 66V67H64ZM92 65V64H91ZM90 65V66H91ZM105 65H106V67L108 68V70H107V68L105 67ZM139 65H140V67H139ZM161 65H162V67H161ZM167 65V66H166ZM28 66V68H26ZM54 66V67H53ZM81 68H80V67ZM85 66V65H84ZM90 66H87V67H90ZM100 66V67H99ZM102 66V67H101ZM142 66V67H141ZM161 67V68H159V67ZM176 66H178V67H176ZM23 67H24V69H23ZM32 67V68H31ZM49 67H50V69H49ZM53 67V68H52ZM68 67V68H67ZM70 67V68H69ZM136 67V68H135ZM151 67H152V69H151ZM159 68L158 69V71H159V74L160 75H157L158 73V71L156 72V68ZM166 68L167 67V69H164V71H163V68ZM171 67V68H170ZM172 67H174V68H172ZM8 68V69H7ZM12 68H13V71H12ZM16 68H17V70H16ZM79 68L81 69V71H79ZM90 68H92V67H90ZM102 68H104L103 70H102ZM138 68H140V69H138ZM11 69V70H10ZM59 69V70H60ZM62 69L60 70V71H62ZM72 69V70H71ZM93 70H94V67L92 68ZM109 69H110V71H109ZM146 69V70H145ZM162 69V70H161ZM5 70V71H4ZM10 72V71H12V73L10 72V74L8 73V71ZM64 70V69H63ZM86 70V69H85ZM91 70V69H90ZM115 70V71H114ZM118 70V71H117ZM120 70V71H119ZM122 70V71H121ZM142 70V71H141ZM148 70V71H147ZM155 70V71H154ZM174 70V71H173ZM87 71V70H86ZM107 71H109V72H107ZM149 71H150V74L151 75H149ZM155 74L154 75V77L152 76L153 74H152V72ZM163 71V72H162ZM167 71H169V72H172V73H168L167 75H169V76H166V78L164 79L163 78V76H165L166 74L165 73H167ZM177 71V72H176ZM15 72V73H14ZM52 72H50V73H52ZM56 72V71H55ZM58 72V71H57ZM65 72H67V71H65ZM76 72V73H77ZM115 72H116V74H115ZM121 72V73H120ZM136 72V73H135ZM144 72V73H143ZM179 72H181V73H179ZM67 73H70V72H67ZM75 73V75H77ZM87 73V74H86ZM119 75H118V74ZM125 73V74H124ZM176 73V74H175ZM184 73V74H183ZM4 74V75H5ZM8 74H9V77H8ZM14 74V75H13ZM16 74V75H15ZM71 74V73H70ZM69 74V75H70ZM93 74V72H91V74L90 75H92ZM96 74V75H97ZM148 74V75H147ZM180 74V75H179ZM184 76H183V75ZM84 75V76H83ZM135 77H134V76ZM173 75H174V77H173ZM12 76V77H11ZM15 76H17V77H15ZM80 76V77H79ZM120 76H122V77H120ZM153 77V79H151L152 77ZM157 76V77H156ZM160 76V77H159ZM93 77V76H92ZM100 77V76H99ZM112 77H110V78H112ZM85 78V77H84ZM119 78H121L120 80H122V81H120L119 80ZM124 78V79H123ZM126 78H128V79H126ZM145 78V79H144ZM147 78V79H146ZM160 78V79H159ZM14 79V80H13ZM74 79V81H76ZM81 79V81L84 83V79L83 78H80ZM86 79L87 78H85V82H87L86 81ZM88 79H90V76L88 77ZM151 79V80H150ZM12 80V81H11ZM71 80V81H72ZM120 81V82H115V81ZM126 80H127V82H126ZM152 81V82H150V81ZM156 80V81H155ZM60 81V82H59ZM89 81V80H88ZM91 81V80H90ZM108 81V82H109ZM10 84H9V83ZM16 82H18V84L16 83ZM58 82H59V84H58ZM76 82H79V81H76ZM82 82H79V83H82ZM109 82V83H110ZM122 82V83H121ZM123 82H125V83H123ZM145 82V83H144ZM21 83V84H20ZM61 83V84H60ZM74 83V82H73ZM89 83V82H88ZM92 83V82H91ZM95 83V82H94ZM127 83V84H126ZM148 85H147V84ZM152 83V84H151ZM13 84V85H12ZM24 84V85H23ZM47 84L48 85H51V86H54V87H51V86H48V88H47ZM55 84V85H54ZM87 84V83H86ZM117 84H119V85H117ZM122 84H124V85H122ZM7 85H9L8 87H7ZM16 85H17V87H19V89H21L22 87H23V89H21L20 91H18V90H16V89H18L17 87H16ZM22 87H21V86ZM59 85H62L63 87L61 88V87H58ZM78 85V84H77ZM88 85V84H87ZM94 85V84H93ZM114 85H116V86H118V87H116V86H114ZM126 85V86H125ZM152 86V88L151 87H149V86ZM24 86H26L27 87V89H26V87H24ZM38 86V85H37ZM95 86V88H96V85H94ZM99 86V85H98ZM97 86V87H98ZM111 86H113L112 88H117L116 89V91L114 90V89H109V88H111ZM125 86V87H124ZM154 86V87H153ZM5 88V91H4V89L3 88ZM10 87H11V89H10ZM16 87V88H15ZM21 87V88H20ZM55 87H58V88H55ZM81 87H82V84H81ZM80 87V91H81V89H84V86H83V88H81ZM105 87V86H104ZM149 87V88H148ZM162 87H163V91L161 90L162 89ZM88 88V87H87ZM90 88V87H89ZM88 88V89H89ZM94 88V87H93ZM123 88L125 89L126 88V90H127V92H126V90H124L125 91V94H123V95H125L126 97H124L123 95H121L122 93H124L123 92ZM161 88V89H160ZM32 89V90H31ZM48 89V90H47ZM51 89V90H50ZM55 89H58L57 91L59 92V90H60V92L56 95L55 94V92H57ZM88 89H87V93H88ZM143 89H144V91H143ZM147 89V90H146ZM162 91H160V90ZM17 91V93H16V91ZM29 90V91H28ZM49 91L50 90V92H48V93H46V91ZM55 90V91H54ZM75 90H77V89H75ZM104 90H106V91H104ZM110 90H111V92H110ZM112 90H114V92L112 91ZM121 90H122V92H121ZM129 90V91H128ZM149 90V91H148ZM10 91H12L13 92V94L11 95L10 94ZM15 91V92H14ZM24 92V95H21L22 97H19L18 95H20V94H23V92ZM28 91V92H27ZM30 91H32V93L30 92ZM36 91H39V93L42 91V94L40 93V95H38V92H36ZM65 91V90H64ZM78 91V90H77ZM84 91H86V89H84ZM90 91V90H89ZM120 91V92H119ZM146 91V92H145ZM152 91V92H151ZM22 92V93H21ZM27 92V93H26ZM34 92V93H33ZM43 92H45L46 93V95H44L43 94ZM117 92H119V93H121V94H118ZM140 92H142V93H140ZM144 92V93H143ZM158 92V93H157ZM162 93V96H163V98H159V96H158V94L159 93ZM31 95H30V94ZM54 93V94H53ZM75 93H77V92H75ZM82 93H84V92H82ZM86 92H85V95L84 96H86V94H87ZM107 93H109V95L107 94ZM111 93V94H110ZM139 93V94H138ZM164 93V94H163ZM50 94H53V96L52 95H50ZM114 94V95H113ZM130 94L131 96L128 98V95ZM143 96H142V95ZM146 94V95H145ZM10 95V96H9ZM26 95V96H25ZM33 95V96H32ZM35 95H37V96H42V98H36V96ZM49 95V96H48ZM77 95V94H76ZM89 94H87V96H90ZM100 95H102L100 98H99V96ZM140 95H141V97H140ZM11 96H13V97H11ZM29 96V97H28ZM32 97V99H31V97ZM35 96V97H34ZM109 96V97H108ZM114 97L113 99L111 98V97ZM115 96H117V98L115 97ZM123 96V97H122ZM133 96H135V97H133ZM161 96V97H162ZM8 98V100L7 99H5L6 100V102L8 103V105H6V102L4 103V100H3V98ZM25 97H27V99L28 100H30V102L31 103H29L28 102V100L25 98ZM34 97V98H33ZM154 97V98H153ZM58 98H60V97H58ZM57 97L55 98V99H58ZM85 98V97H84ZM92 98H93V101H91L92 100ZM105 98V99H104ZM119 98V99H118ZM121 98H122V100H121ZM125 98L128 100V102L125 100ZM12 99H13V101H12ZM21 99V100H20ZM25 99V100H24ZM35 99L37 100V101H35ZM38 99H41V100H38ZM97 99V101L99 102V103H103L104 102V100L106 101V102H104L103 104L101 103V105L100 104H98V102L97 101H95L94 102V100H96ZM103 99V100H102ZM124 99V100H123ZM138 99V100H139ZM14 100L16 101H18V100H20V101H22V102H15L14 103ZM46 100V101H45ZM51 100V103L54 101H52ZM60 100H61V98H60ZM119 100V101H118ZM157 100H159L158 101V104H156L157 103ZM162 100V101H161ZM24 101H26L25 102V104H28V105H30V104H33V109H35V110H33L32 111V107H30L29 109L27 108L26 110L29 112H27L26 110H24L25 108V104H23V102ZM37 102L36 104H34L33 102ZM39 101H41V102H39ZM120 101H121V103H120ZM156 101V102H155ZM161 101V102H160ZM4 103V104H1V103ZM44 102V103H43ZM48 102V103H47ZM54 102H56V101H54ZM53 102V103H54ZM58 102V101H57ZM92 102V103H91ZM111 102H112V104H111ZM127 103V105H124L123 103ZM130 102V103H129ZM18 103H19V105H18ZM21 103L23 104L22 105V110L23 111H21L22 113V117H24L23 119L20 117V115H18V114H16V111L17 110H19V106L21 107ZM39 103H41V105H39ZM49 104V106L48 107H50V105H54V104ZM59 103H61V102H59ZM108 103H109V105H108ZM113 103H119V104H113ZM128 103L131 105V107H130V109H128L129 108V106L130 105H128ZM15 104H17V105H15ZM46 104L44 105L45 106V108L43 109V107L41 108L43 111L46 109ZM56 104H58V103H56ZM106 104V105H105ZM121 104V105H120ZM6 105V106H5ZM14 105L15 106H17V107H15V108H17V109H15L14 108ZM27 105V107H29ZM37 105V106H36ZM92 105V106H93ZM97 105V106H96ZM117 105V106H116ZM122 105L125 107H127V108H124V110L122 109ZM13 107V108H11L10 109V107ZM30 106H32V105H30ZM99 106H101V108L99 107ZM0 107V108H1ZM47 107V108H48ZM53 107V106H52ZM52 107H50L49 109H51ZM37 108V109H38ZM59 108V107H58ZM97 108H98V110H97ZM133 108V109H132ZM145 108V107H144ZM10 109V110H9ZM40 108H39V110H41ZM48 109V110H49ZM99 109H101V110H99ZM120 109H121V112H120ZM126 109V110H125ZM47 110V109H46ZM123 110V111H122ZM130 110V111H129ZM99 111V112H98ZM120 112V113H123V114H121L120 116H119V114L117 113V112ZM127 111V112H126ZM129 111V112H128ZM136 111V112H135ZM11 112V114H9V113ZM131 112V113H130ZM13 113V114H12ZM98 113V114H97ZM115 114V113H117L118 115L117 116H119V120L117 119V116L115 115V117H116V119H115V117H114V115H111V114ZM125 113V114H124ZM127 113H130L129 115L127 114ZM19 114H20V111H19ZM23 114H25L26 116H24ZM38 114H40L41 115V117H40V115H38ZM44 114V113H43ZM107 114V116L109 115H111L110 117H107L106 116V118H105V115ZM7 115V116H6ZM33 115V117H31ZM38 117H37V116ZM62 115H63V113H62ZM126 115V116H125ZM14 116V117H13ZM15 116L17 117V118H15ZM37 118H36V117ZM122 116H124V118H121L120 119V117H122ZM128 116V117H127ZM27 117V118H26ZM41 119H40V118ZM8 118H9V120H8ZM13 119V121L11 122V123H9L10 121H11V119ZM21 118L22 120H21V122L19 121V119ZM30 118H32L33 120H34V118H36L38 121H39V124H38V122L37 121H35L36 123H34V125L36 124V126H38L39 128L40 127H42V129L41 130H39V132H37V135L35 134V130H34V132H33V130H26V128H28L29 127V125L27 126V127H25V130L24 129H22V127H24V126H22L21 127V125H20V123L23 125H27V124H32L34 121L32 120V119H30ZM16 119H18V120H16ZM35 119V120H36ZM63 119V120H62ZM102 119V118H101ZM27 120H30V121H27ZM67 120V121H66ZM70 121V123H71V121H72V124L74 123V122H76V123H80L79 124V129L77 128V126L78 125H75V124H73V125H70L69 126V121ZM115 120H118V121H115ZM6 121H7V123H6ZM17 121H19V122H17ZM50 122V123H46V122ZM57 123H56V122ZM62 121V122H61ZM110 121H112L111 123H110ZM121 121H123V122H121ZM115 122V123H114ZM119 122H121V124L119 123ZM128 122H127V124H128ZM18 123V124H17ZM52 123V124H51ZM56 123V125H54V124ZM60 123H61V125H60ZM69 123V124H68ZM116 123L118 124V125H116ZM43 124V125H42ZM45 124V125H44ZM57 124H59V125H57ZM83 124V129L82 128H80V126ZM103 124V123H102ZM126 124V126H128V125H130V124H128L127 125ZM8 125V126H7ZM16 125V126H15ZM18 125V126H17ZM33 125V124H32ZM68 125V126H67ZM119 125H120V127H119ZM132 125V124H131ZM10 126V127H9ZM43 126H45V127H43ZM71 126H72V128H71ZM74 126H76V127H74ZM104 126V127H105ZM125 126V127H126ZM133 126H134V124H133ZM133 126H130L129 128H131V127H133ZM31 128H32V126H30ZM49 129H48V128ZM67 127V128H66ZM82 127V126H81ZM90 127H88V128H90ZM113 127V128H112ZM136 127V126H135ZM135 127H133L132 129L134 130L135 129ZM30 128V129H31ZM34 128V127H33ZM36 128V127H35ZM95 128H96V130L98 131V129L99 130H101V132L100 131H98L97 133H95V134H92L93 132H96V130H95ZM122 128H124V127H122ZM137 128V127H136ZM8 129H6V130H8ZM14 129V130H13ZM19 130V132L21 133H19L18 132V130ZM29 129V128H28ZM37 129V128H36ZM72 129V130H71ZM78 131H77V130ZM104 129V130H103ZM2 130H3V132H2ZM17 130V131H16ZM68 130V131H67ZM80 130V131H79ZM84 130V131H83ZM88 130V129H87ZM103 130V131H102ZM49 131V132H48ZM17 132H18V136H16L17 135ZM28 132H29V134H28ZM63 132V133H62ZM69 132V133H68ZM77 132H80L79 133V135H78V133ZM85 132V134L86 135H84L83 133ZM87 132H89V134L87 133ZM133 133H135L136 134V132H137V130L135 131H132ZM33 133V134H32ZM39 133V134H38ZM61 133H62V135L64 134H67L65 137L63 136L62 137V135H61ZM76 133H77V135H76ZM16 134V135H15ZM25 134L26 135H28V137H27V140L29 139V144L30 145H28V146H30L31 148H33V150L34 151H32V153L30 152L32 149L31 148H29L28 149V151L30 152H28V154L27 153H25L24 154V156L21 154H19V150H17L16 148H17V146L18 145H20V143L23 141V139H24V136H25ZM31 134V135H30ZM52 134V135H51ZM73 134H75V136H79L78 138L79 139H77V137H72V135ZM89 136H88V135ZM104 134V135H105ZM137 134H138V132H137ZM35 135V136H34ZM2 136V137H1ZM32 136H34V137H32ZM69 136H71L72 138H74V139H71ZM84 136V137H83ZM86 136V137H85ZM107 136V135H106ZM105 136V137H106ZM137 135H135V137H136ZM58 137V138H57ZM82 137V138H81ZM139 137V136H138ZM137 137V138H138ZM5 138V139H4ZM13 138V139H12ZM33 139V140H31V139ZM64 138H66V139H64ZM89 138V139H90ZM95 138H92V140L93 139H95ZM15 139V140H14ZM44 139V140H43ZM59 139V140H58ZM75 139H76V141H75ZM81 139H83V140H81ZM6 140V141H5ZM31 140V141H30ZM69 141L70 140V142H68V145H67V141ZM75 141L76 142V144H74V143H72V141ZM87 140V141H86ZM92 140H90V141H92ZM11 141H14V142H11ZM18 141V142H17ZM53 141V142H52ZM31 142V143H30ZM36 142H37V145H36ZM39 142H40V144H39ZM89 142V143H88ZM122 143H121V145L124 147L125 146V144L126 145H128L129 146V148H130V146L132 145V143H129L130 141H128V143L130 144H128L127 142H126V140L124 141V140H122L121 141ZM126 142V143H125ZM5 143H6V145H5ZM27 143H28V141H27ZM55 143V144H54ZM57 143V144H56ZM63 143H64V145H63ZM72 143V144H71ZM33 146H32V145ZM69 144L71 145V147H74V146H77L79 149H77V150H79L80 152H81V154H80V156H82V155H84V157L83 158H81L80 157V161L79 162H81V163H79L80 165H79V171L80 172H82L83 171V173H80V180L78 179L77 181H78V184H76V189H78V187H79V189H80V191L78 192L79 194H78V196H79V198H78V200H79V208L78 209H76L75 211L73 210V208H71L70 206H69V204L68 203H64V202H62L64 205H62L61 204V202L60 201H65V199H64V195H61V193L58 191V189H59V187H60V184H61V182H62V184H63V180H65L66 178H67V158H64V157H67V149H66V146H69ZM81 144V145H80ZM38 146V147H36V146ZM43 145V146H42ZM59 145V146H58ZM74 145V146H73ZM80 145V146H79ZM12 146H15V148L13 147L12 148ZM40 146V147H39ZM45 146V147H44ZM63 146H65L64 148H63ZM84 146V147H83ZM56 147V148H55ZM60 147L62 148V149H64L65 150V152H63L64 150H62L61 149V153L59 152V149H60ZM87 147V148H86ZM132 147V146H131ZM88 148H90V150H88ZM124 149H126V146H125V148ZM46 150V151H45ZM90 151L89 153H86V152H88V151ZM99 153H97L96 151ZM17 151H19V152H17ZM54 151H56V152H54ZM83 151H85V152H83ZM36 152V153H35ZM59 152V154H57ZM64 153V155L65 156H63V157H61L62 159H59L60 157L58 156V155H60V154H62L63 155V153ZM96 152V153H95ZM67 153V154H66ZM38 154V155H37ZM55 154V155H54ZM88 154V155H87ZM97 154V155H96ZM16 155V156H18V157H14V156ZM28 155H30V158H29V156ZM34 155L36 156V157H34ZM54 155V156H53ZM56 155H57V157H59V158H56ZM61 155V156H62ZM86 155V156H85ZM94 155H96V156H94ZM125 155L128 157H125ZM20 156L22 157V158H24L25 159V161L27 162L28 160H31L30 162L28 161V163L25 165V167L23 166V161H24V159H22V158H20ZM27 156V157H26ZM8 157V158H7ZM93 157V158H92ZM131 157V158H130ZM152 157V156H151ZM150 157V158H151ZM153 157H155V156H153ZM14 158H15V160H14ZM27 158V159H26ZM87 160H85V159ZM169 158L171 159V160H173L170 156H169ZM10 159V160H9ZM17 159V160H16ZM81 159H82V161H81ZM126 160V161H124V163H123V160ZM130 159V160H129ZM63 160H65V161H63ZM85 162H84V161ZM128 160V161H127ZM170 160V161H171ZM5 161V162H4ZM58 161V162H57ZM130 161V162H129ZM3 162H4V164H3ZM56 162V164L54 165V163ZM126 162H129V163H126ZM198 162V161H197ZM15 163V164H14ZM22 163V164H21ZM61 163H62V165H63V167H62V165H61ZM94 163V164H93ZM130 163L134 166V167H132L131 165H130ZM191 163V164H190ZM125 165V169H123L124 167V165ZM127 164H129V166L127 165ZM157 164V166L158 167H156L155 165ZM14 165V166H13ZM30 165V166H29ZM39 166V169L37 168L38 166ZM151 165V166H150ZM171 165V166H172ZM19 166V167H18ZM21 166V167H20ZM23 166V167H22ZM35 166H37V167H35ZM45 166H46V168H45ZM51 166H52V168H51ZM66 166V167H65ZM131 166V167H130ZM144 166V167H143ZM154 166V167H153ZM199 166H200V169H198L199 168ZM32 169H31V168ZM41 167H43V168H41ZM53 169L52 171L53 172H55V170L54 169H56V172H58L57 174H59V175H56V173H54L56 176H54V178H52V176L50 175H48L49 176V179H48V177H47V174H48V170L50 171L51 169ZM129 167V169H127ZM146 168V169H143V168ZM156 167V168H155ZM192 167H194V169L192 168ZM49 168V169H48ZM94 168V169H93ZM166 168H168V169H166ZM197 168V169H196ZM57 169H59V170H57ZM62 169V170H61ZM120 169H123V170H120ZM128 171H127V170ZM177 169V171H175ZM190 169V170H189ZM18 170V171H17ZM85 170V171H84ZM90 170H92V172H90ZM125 170V171H124ZM192 170V171H191ZM196 170H199V171H197V175L196 174H191V172H193V171H196ZM21 171V172H20ZM44 171V172H43ZM122 171V172H121ZM123 171L125 172V173H123ZM145 171V172H144ZM148 171V172H147ZM46 172V173H45ZM51 172V171H50ZM49 172V173H50ZM63 172V173H62ZM85 172V173H84ZM198 172H199V174H198ZM61 173V174H60ZM91 173H93V174H91ZM150 173V174H149ZM167 173V174H166ZM194 173V172H193ZM46 174V175H45ZM95 174V175H94ZM125 174V175H124ZM143 174V175H142ZM179 175V176H176V175ZM53 175V174H52ZM87 175H89L88 177H89V180H87ZM91 175H93V177L91 176ZM140 175H142L141 176V181H140ZM167 175V176H166ZM193 175H194V177H193ZM60 176V177H59ZM46 177V178H45ZM59 177V178H58ZM120 177H122V178H120ZM156 177V176H155ZM172 177H174L173 179H172ZM175 177H177L176 179H175ZM178 177L180 178L179 179V181H178ZM56 178V179H55ZM61 178H65V179H63V180H61ZM86 179V180H84V179ZM144 178V181L142 180ZM167 178V179H166ZM204 178H205V180H204ZM129 179H131L130 181H128ZM192 179H193V181H192ZM195 179V180H194ZM208 179H209V181H208ZM126 180H127V183H132L133 182V185H134V187L135 188H141L140 190H143V192L144 191H149L148 193L147 192H144L143 194H144V196H146V197H143V198H145V199H147L146 200V205L148 206V207H150V205H151V203H152V199H153V203H152V205H154V206H152L151 205V208L152 209H154V208H156L157 207V205H158V201L157 202H154V198H159L158 196H160V194L159 193H161V189L162 188H166L167 190H168V192H172L173 193V195H172V197H171V200H170V198L169 197H164L165 198V202L164 203H166V204H162L163 205V210H164V213H168L167 211H169L170 209H171V212L169 211V213H168V215H169V217L171 216V215H174V217L176 216V220H178L179 222H176L175 221V219H174V217L172 216L171 217V219H169V222H167V220H165L164 219V216L161 218V217H159V219L157 218V221L155 220H153L152 221V224L154 223L155 224V229L153 230V232L152 233H150L149 231H148V228L147 229H145L144 227L145 226H148L149 227V225L151 224H149L148 222H147V217H146V213L143 211V212H138V208L136 207V205H135V200L132 202V200H133V198H131L130 197V195L129 194H125V192L128 190V184L126 183ZM133 180V181H132ZM169 180L170 181H173V182H169ZM176 180H177V182H176ZM198 180V181H197ZM56 181H57V183H56ZM76 181V182H77ZM79 181H81V182H79ZM84 181H86L85 182V184L83 183ZM132 181V182H131ZM140 181V182H139ZM147 181V182H146ZM197 181V182H196ZM208 181V182H207ZM250 181V182H249ZM91 182H92V184H91ZM142 182V183H141ZM158 182V183H157ZM161 184H160V183ZM189 182V181H188ZM253 183H254V180L252 181ZM51 183V187L49 186V184ZM60 183V184H59ZM98 183V184H97ZM138 183V184H137ZM148 183V184H147ZM209 183V184H208ZM211 183V184H210ZM218 183V182H217ZM53 184V185H52ZM54 184H55V187H54ZM61 184V185H62ZM83 184V185H82ZM97 184V185H96ZM122 186H121V185ZM123 184H125L124 186H125V191H124V189H123V191H122V187H123ZM166 184V185H165ZM169 184H171V185H169ZM174 184V185H173ZM190 184H191V186H190ZM58 185V186H57ZM163 185V186H162ZM168 185V186H167ZM212 185V186H211ZM255 185V184H254ZM56 186H57V188H56ZM120 186H121V188H120ZM217 186H219V187H217ZM127 187V188H126ZM144 187V188H143ZM149 189H148V188ZM168 187V188H167ZM47 188V189H46ZM51 188H52V190H51ZM53 188H55V190L53 189ZM106 188V189H105ZM124 188V187H123ZM143 188V189H142ZM193 190H192V189ZM219 188V189H220ZM221 188V189H222ZM158 189H159V191H158ZM239 189L241 190V192L244 194V192H246L247 193V195H248V197H247V195H245V196H243L242 195V193L240 192H238L239 191ZM47 190V191H46ZM172 190H175L174 192L172 191ZM214 190H217V191H214ZM236 192H235V191ZM106 191V192H105ZM213 191H214V193H213ZM229 191H231V192H229ZM124 192V193H123ZM128 192V191H127ZM159 192V193H158ZM210 192H212V193H210ZM216 192H218V193H216ZM229 192V193H228ZM237 192L239 193L238 195H242V197L244 198H242L243 199V201H242V199H241V197L240 196H238L237 195ZM152 194V195H150V194ZM156 193H158V196L157 195H155ZM197 193V194H196ZM234 193V194H233ZM220 194V195H219ZM261 193H260V191H259V195H260ZM148 195V196H147ZM154 195L156 196V197H154ZM174 195H176V197L174 196ZM199 195V196H198ZM234 195V196H233ZM235 195H237L239 198L237 199L236 197H235ZM255 195V196H254ZM4 196H6L7 197V195H4ZM149 196H150V198H149ZM153 196V197H152ZM202 196V197H201ZM81 197V198H80ZM198 197H200V198H198ZM232 197V198H231ZM251 198L250 200L249 199H246V198ZM19 198V199H18ZM51 198V199H50ZM131 198V199H130ZM167 198V199H166ZM194 198H196V199H194ZM230 198V199H229ZM235 200H234V199ZM263 198H264V196H263ZM22 199H23V201H22ZM24 199H25V201H24ZM46 199V200H45ZM129 199V200H128ZM149 199V200H148ZM173 199H175V201H173ZM180 199V200H179ZM194 199V200H193ZM212 199V200H211ZM216 199H218L217 201H215ZM37 202V204L39 205H35L36 203H34L35 201ZM126 200H128V201H126ZM224 200H226V201H224ZM228 200V201H227ZM232 200V201H231ZM237 200H238V203L236 204V202H237ZM255 200V201H254ZM262 200H264V199H262ZM4 201H6V198H4V197H2V195L0 194V203H4ZM23 202L22 204H21V202ZM33 201V202H32ZM41 203H40V202ZM151 201V202H150ZM175 202V203H173V202ZM180 201V202H179ZM193 201H195V202H193ZM223 201L225 202V203H223ZM230 201V202H229ZM233 201H234V204H233ZM29 202V203H28ZM45 202V203H44ZM150 202V203H149ZM178 202V203H177ZM218 202V203H217ZM220 202V203H219ZM241 202H243L244 203V205L242 204V205H240L241 204ZM251 202V203H250ZM256 202V203H255ZM257 202H259L258 203V205H257ZM31 203V204H30ZM49 203H54L53 205L52 204H49ZM157 205H156V204ZM176 203H177V205H176ZM197 203V204H196ZM228 203L230 204V206L228 205ZM246 203V204H245ZM27 204H30V205H27ZM40 204H42V205H40ZM55 204H56V206H55ZM66 204V205H65ZM174 206H172V205ZM183 205V209H182V211L181 210H179L180 209V207L179 206H181L182 207V205ZM187 204V205H186ZM193 204H196V205H194L193 206ZM233 204V205H232ZM24 205L26 206V208H27V206H32L33 207V209H34V211H35V215L34 214H32L34 211L30 208V210L31 211H33L32 213H31V211H29V210H27V209H25L24 208ZM47 205H49V206H47ZM52 207H51V206ZM58 205V206H57ZM124 205V206H123ZM171 205V206H170ZM179 205V206H178ZM229 207H228V206ZM167 206V207H166ZM187 206H188V208H187ZM190 206V207H189ZM222 206V207H221ZM247 206H249V207H247ZM253 206H256V207H254V208H258L259 206V208H261V210L260 209H256V211H253L254 212V214H253V212H251L252 210V208H253ZM19 207V208H18ZM22 207V208H21ZM42 207V208H41ZM45 207V208H44ZM169 207V208H168ZM178 207H179V209H178ZM185 207V208H184ZM247 207V208H246ZM1 208V207H0ZM41 208V209H40ZM47 208V209H46ZM121 208V209H120ZM172 208H173V210H172ZM196 208V209H195ZM246 208V209H245ZM5 209H10L9 207H6ZM117 209V210H116ZM169 209V210H168ZM187 209V210H186ZM228 209H230V211L228 210ZM241 210V212L242 211H244V213H241V212H239L240 210ZM263 209V210H262ZM21 210V211H20ZM71 210V211H70ZM74 212H73V211ZM134 210V211H133ZM146 212H148V209L145 207V209H144ZM221 210V211H220ZM227 210V211H226ZM239 210V211H238ZM246 210V211H245ZM29 211V212H28ZM52 211V212H51ZM118 211V212H117ZM131 211V212H130ZM217 211V212H216ZM220 211V212H219ZM233 211H234V213H233ZM38 212V213H37ZM55 212V213H54ZM114 214H113V213ZM121 212H122V214H121ZM134 212V213H133ZM199 212V213H198ZM229 212V213H228ZM237 212H239V213H241V214H245V216L244 215H237L238 213ZM258 212V213H257ZM262 212V213H261ZM57 213V214H56ZM111 213V214H110ZM127 213H130L129 214V216H128V218H127V216H125V214L127 215ZM232 213H233V215H232ZM247 213H249L248 215H247ZM16 214V213H15ZM40 214H41V216H40ZM109 214H110V217H109ZM134 214V216H132ZM224 214V215H223ZM250 214L253 216V218L255 219V221L256 222H254L253 220V218H252V221H251V216H250ZM257 214V215H256ZM54 215V216H53ZM118 215H119V217H118ZM125 216V219H123L124 218V216ZM131 215V216H130ZM208 215H210V216H208ZM236 215H237V217L239 218H236ZM37 216V217H36ZM120 216H123V217H121L120 218ZM182 216V217H181ZM204 218H203V217ZM213 216V217H212ZM235 216V217H234ZM247 216V217H246ZM14 217V216H13ZM64 217V218H63ZM87 217H88V219H87ZM189 217V220H191V219H193V220H191V221H189V220H187V218ZM201 217H202V219H201ZM242 217V218H241ZM118 218H120V219H118ZM184 220H183V219ZM196 218V219H195ZM200 218V219H199ZM207 218V219H206ZM235 218V219H234ZM243 218H244V220H243ZM64 219V220H63ZM96 219H98V222H97V220ZM161 219H163V220H161ZM205 219V220H204ZM234 219V220H233ZM242 219V220H241ZM250 219V220H249ZM59 220V221H58ZM60 220H62V222L60 221ZM112 220V221H111ZM131 220V221H132ZM171 220V221H170ZM233 220V221H232ZM122 221H123V223H122ZM142 221H144V222H142ZM172 221H173V225H172ZM200 221V222H199ZM220 221V222H219ZM238 221V222H237ZM67 222V223H66ZM141 222H142V224H141ZM194 223V225H193V223ZM247 222V223H246ZM104 223V224H103ZM167 223V224H166ZM169 223H171V224H169ZM190 223H191V225H190ZM233 223H235L234 225H232ZM241 223H243V225L241 224ZM249 223V224H248ZM252 225H251V224ZM121 224V225H120ZM166 224V225H165ZM177 224V225H176ZM184 224H187L188 226L186 227ZM200 224V225H199ZM202 224V225H201ZM241 224V227L242 228H240L239 227V225ZM79 225H81L80 227H79ZM170 225L172 228H170V227H168V226ZM184 225V226H183ZM232 225V226H231ZM82 226L84 227V228H82ZM120 226H121V228H120ZM199 226V227H198ZM257 226V227H256ZM87 227V228H86ZM98 227H99V229H98ZM195 227H197V228H195V231L193 230L192 231V229H194ZM201 227V228H200ZM38 228V227H37ZM40 228H38V229H40ZM53 228V229H52ZM140 228V229H139ZM171 230H170V229ZM183 228V229H182ZM198 228H200L199 229V231H198ZM248 228H249V230H248ZM57 229V230H56ZM85 229H87V230H90V232H92L93 230V232H95V233H99V235H101L99 238L98 237H96L95 235V237L97 238H95L94 236H92V237H90V236H88L87 235V233H88V231L86 232V231H84ZM101 229V230H100ZM173 229H176V235H177V237H176V235H175V233H174V231L172 232V233H170V231H172ZM188 230V233L187 232H185V231H187ZM197 229V230H196ZM231 229V230H230ZM105 230H106V232H105ZM143 230H145L144 232H143ZM156 230V231H155ZM220 232H219V231ZM222 230V231H221ZM259 230H261V231H263V232H261V231H259ZM40 231V233H41V230H39ZM38 231V232H39ZM117 231V232H116ZM148 232V235H149V233H150V235L148 236L147 235V233H145V232ZM198 231V232H197ZM202 231V232H201ZM203 231H205V232H207V233H205L204 232V234H203ZM224 231H226V232H224ZM248 231V233H246ZM249 231L250 232H252L251 234L249 233ZM258 231V232H257ZM80 234H79V233ZM110 232V233H109ZM120 232V233H119ZM155 232V233H154ZM168 232V233H167ZM185 233V234H183V235H181L182 233ZM194 232V233H193ZM195 232H197L196 234H195ZM210 232V233H209ZM39 233V234H40ZM54 233H56V234H54ZM81 233H83V234H81ZM104 233H105V235H104ZM110 235H109V234ZM113 233H115V234H113ZM122 233V234H121ZM145 235H144V234ZM157 233V234H156ZM161 233V234H160ZM165 233H166V235L167 236H165ZM179 233H180V235H179ZM192 233V234H191ZM209 233V234H208ZM215 233V234H214ZM225 233V234H224ZM228 233V234H227ZM258 233V234H257ZM263 233V234H262ZM54 234V235H53ZM89 234V233H88ZM170 234V235H169ZM204 235L203 237L201 236V235ZM247 235V236H249V238L248 237H246L245 235ZM52 235V236H51ZM63 235V236H62ZM90 235V234H89ZM107 235H109L108 237H107ZM115 235H116V238H118L119 236L118 235H120V236H122V237H120V238H118V239H116L115 238ZM145 237H144V236ZM147 235V236H146ZM154 235V236H153ZM158 235H160V237H158ZM171 236V237H169V236ZM174 235V236H173ZM184 235H187V236H184ZM190 235H192V236H190ZM207 235V236H206ZM223 235H224V237H223ZM58 236V237H57ZM114 236V237H113ZM152 236V237H151ZM165 236V237H164ZM174 238H173V237ZM190 236V237H189ZM44 237H45V239H44ZM104 237H106V238H104ZM112 237H113V239H112ZM156 237V238H155ZM169 237V238H168ZM183 238V240H182V238ZM244 237V238H243ZM246 237V238H245ZM125 238V239H124ZM167 238V239H166ZM170 238H172V239H175L176 240V238H178L177 240H178V242H176L175 243V247L177 248V250L173 247V245L171 244L170 245V243L172 242V241H174V240H170ZM190 238V239H189ZM212 238H214L215 239V241H213L214 239H212ZM255 238V239H254ZM109 239V240H110ZM155 239H157V240H155ZM235 239V240H234ZM253 239V240H252ZM59 239H57V241H58ZM165 240V241H164ZM169 240V241H168ZM176 240V241H177ZM207 240V241H206ZM220 240H221V242H220ZM245 240V241H244ZM248 240V241H247ZM95 241V242H94ZM147 241V240H146ZM163 241V242H162ZM171 241V242H170ZM182 241V242H181ZM210 241V242H209ZM213 241V242H212ZM257 241V242H256ZM96 242V243H97ZM157 242H158V244H157ZM160 242H161V246H160ZM184 242V243H183ZM225 242V243H224ZM232 242V243H231ZM244 242V243H243ZM164 243V244H163ZM168 243V244H167ZM172 243H174V242H172ZM180 243H181V246L182 245H184V246H182V247H184V249H182L181 247H179L178 246V244L180 245ZM183 243V244H182ZM214 243V244H213ZM221 245H220V244ZM231 244V245H228V244ZM258 243V244H257ZM263 243V244H262ZM62 244V243H61ZM65 244H67L66 246H65ZM163 244V245H162ZM165 244H166V246H165ZM177 244V245H176ZM226 244H227V246H226ZM251 244V245H250ZM88 245V246H87ZM196 245H197V247H196ZM63 246L65 247V248H63ZM84 246V247H83ZM163 246H164V248H163ZM174 248L173 249V253H172V247ZM217 246H219V247H217ZM250 246H251V248H250ZM256 246H257V249H256ZM258 246H259V248H263V249H260L259 250V248H258ZM260 246H262V247H260ZM87 247V248H86ZM178 247L180 248V249H182L181 251H180V249H178ZM212 247V248H211ZM254 247V248H253ZM88 248L90 249L89 251H88ZM187 250H186V249ZM217 248V249H216ZM2 249V248H1ZM0 249V254L3 256V262H4V264H16L18 261L16 260V257L14 256V255H12V252L11 251H8L9 253V255H10V257L11 258H9V256H6V253H5V250L3 251V249L1 250ZM53 249V250H52ZM209 249V250H208ZM211 249V250H210ZM52 250V251H51ZM73 250V251H74ZM171 250V251H170ZM174 250H176V251H179V252H175ZM195 250V251H194ZM213 250V251H212ZM254 250V251H253ZM259 250V251H258ZM65 251V250H64ZM83 251V252H82ZM92 251V252H91ZM183 251V252H182ZM186 251V253L189 251L190 252V254L192 255H190V254H186V253H184ZM262 251V252H261ZM7 252V251H6ZM49 252H51V253H49ZM180 252H182V253H180ZM194 252H195V254H194ZM212 252V253H211ZM250 252V253H249ZM3 253H4V255L6 256V257H4V255H3ZM11 253V254H10ZM71 253V254H72ZM89 253H92V254H90L89 255ZM167 253L169 254V255H167ZM175 253V254H174ZM177 253V254H176ZM194 255H193V254ZM211 253V254H210ZM252 253V254H251ZM262 255V256H260V254ZM77 255V256H79V259H78V257H76L75 255ZM166 254V255H165ZM171 254V255H170ZM172 254H173V256H172ZM185 254V255H184ZM217 254V255H216ZM165 255V256H164ZM181 255H183V256H181ZM190 255V256H189ZM136 255H133L132 256V260H130V258H131V255H128V256H123V258H124V260L123 261H130L129 262V264H135V262L136 263H138L139 264V262H145V263H142V264H148V262L146 263V259L144 258V257H142V259L144 258V260L145 261H143L142 259H141V257H139V256H136ZM197 256V257H196ZM251 256V257H250ZM257 256V257H256ZM47 257H45V258H47ZM139 257V258H138ZM167 257H169V258H167ZM173 257V258H172ZM182 257V258H181ZM191 257V258H190ZM250 257V258H249ZM260 257V258H259ZM261 257H263L262 259H261ZM55 258H57V259H59L60 260V262L59 263H57V259L55 260ZM71 258V259H70ZM93 258V259H92ZM122 258V259H123ZM218 258V259H217ZM8 259V260H7ZM61 259H62V261H63V263H61ZM64 259V260H63ZM93 261H92V260ZM122 259H119V261L120 260H122ZM126 259V260H125ZM141 259V260H140ZM197 259V260H196ZM259 259V260H258ZM11 260V261H10ZM52 262H51V261ZM73 260V261H72ZM174 260H176V261H174ZM249 262H247V261ZM16 261V262H15ZM44 261H45V263H44ZM122 261V262H123ZM148 261V260H147ZM179 261V262H178ZM244 261V262H243ZM257 261V262H256ZM67 262V263H66ZM88 262V263H87ZM121 262V261H120ZM247 262V263H246ZM34 263V264H35ZM140 263V264H141ZM19 264V263H18ZM23 264H25V263H23ZM82 264H85V262L84 263H82Z\"/></svg>", "mask_w": 264, "mask_h": 264}, {"label": "snow or ice", "instance_id": "obj_3", "mask_svg": "<svg viewBox=\"0 0 264 264\" xmlns=\"http://www.w3.org/2000/svg\"><path fill=\"white\" fill-rule=\"evenodd\" d=\"M54 7L58 8V9H63L65 14H68L72 10L77 9L79 7V5H77L75 3L66 2L63 4L55 5ZM149 106H151L150 99H144L143 101L134 100L132 102V107L134 108V110H142L144 107H149Z\"/></svg>", "mask_w": 264, "mask_h": 264}]
</instances>
